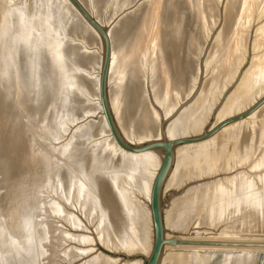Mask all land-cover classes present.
<instances>
[{
    "label": "bare ground",
    "instance_id": "bare-ground-1",
    "mask_svg": "<svg viewBox=\"0 0 264 264\" xmlns=\"http://www.w3.org/2000/svg\"><path fill=\"white\" fill-rule=\"evenodd\" d=\"M35 1V0H34ZM51 1V0H50ZM61 0H59V3H61V4H59V6L60 5H62V3H64L67 7H66V9L69 7L71 10H72V12H73V14L71 13V10H70V13H69V15L70 14H72L73 16L75 15V17H76V19L78 20V22H79V24H78V28H77V31H75L74 30V32L73 31H70V32H68L67 34L68 35H70V34H76V36L78 37V39H82L84 42H86L87 43V45L88 46H90V47H92L93 45H96V46H98V49H97V51H96V53H92V52H90V53H88V54H83L80 50H81V47H78V45H72V46H70V45H68L67 43H66V40H65V34H66V32H65V34L63 33V32H61L62 31V28H61V30H60V28H58L59 30H60V32H57L58 31V29H54L55 30V32L53 31V33H62L61 34V37H62V35L64 36V40L62 39V40H60L59 42H57L56 43V45H51V42H50V45L53 47L52 48V51H51V53H52V58L54 59L53 60V64H54V71H50V72H47V73H45L44 74V71L42 72V71H40V70H43V68L41 69L40 67H38L39 66V64L40 63H38V62H40V61H38V62H36V61H34L31 65H30V63L28 62L27 63V61L25 62V63H27L28 65H24V69H20L22 72H21V74L19 75V72H17L16 73V75H19V78L18 79H21V81H25V80H28L30 83H28L27 81V85L25 86V84H26V82H25V84H23V86H22V84L20 83V85L23 87H21L20 85H19V83L18 84H16V86H17V88L18 89H14V90H20V95H17L16 93V96H17V100H18V96H21V98L24 100L25 99V94H26V92L28 93V94H30V98H31V96L32 95H34L35 93H37V92H39V94H41L42 95V97H43V99H45V100H47L46 102L47 103H49L50 102V100H48V97L49 98H51V97H58V99L59 100H57V99H55V97H54V99H55V101H56V103H57V101H58V104H57V106L59 107L58 108V113L57 114H55V116H56V120H60V119H62L61 118V116L60 115H63L64 117H67V119L65 118V120H68V118L72 121V118L73 117H76L77 118V120H81V119H83V118H87L86 116H91V114H97V115H99V118H98V122H97V124H99L101 127H99L100 129H98V130H101V131H103L104 133H106L107 135H108V141L107 142H109V144H110V146H111V148L109 149L108 147H106V144H105V146H95V145H93V146H95V147H89V146H87V144H86V142L87 141H89V139H90V137H92L91 135H93L94 133H96V132H93V131H95V129H97V128H94V126H97L98 127V125H91V124H89V126L91 125V126H93V128L90 126V127H86V128H82V127H80L79 129H77L75 132H74V141L72 140H70L71 142L70 143H68L66 146H64V148H63V150H59V151H57L58 152V154L63 158V161H62V163H61V165H59L60 163L59 162H57L56 160H54V158L56 159L57 157H56V155L54 156V154L53 153H50L49 152V150L47 149V146H45V143L43 142V141H41V139L40 138H42L41 137V135L40 134H38L37 132H36V130H38L35 126L32 128H28L27 127V125L25 124L24 125V127H23V130H19V129H21L20 128V126H19V128H18V130L16 129V128H14L13 129V131L14 132H12L11 130H10V132H8L7 130H9L10 128H7L5 125H6V123H7V120H8V122H12L13 120L14 121H18L17 119H14V118H17L16 116H17V114L19 113V114H22L23 112L21 111V110H19V112H17V114H16V112L15 111H12V112H15V113H11V112H9V108H8V104H11L9 101H8V99L9 98H11V99H14V100H16L15 99V96H14V98H12V95H11V93H10V91H12L13 92V87H12V90L10 89L11 88V86H10V88H8V84H7V88L8 89H10L9 91L7 90L5 93H4V91L3 90H5V88L3 89V88H1L0 90L3 92L2 94H5V95H2V94H0V107H1V110L2 111H0L1 113V115H0V175H2V179H1V176H0V179H1V183H0V192L2 193H4V191H1V190H3V189H5L6 187L7 188H9L10 187V193L11 194H7V196L8 197H10V199H9V201H8V203H5V207H6V210H5V215H6V218H10L11 217V219L12 218H18V217H20L21 218V212H20V209H21V206H20V204L19 205H17L15 202H17V203H19V200L22 198V200L23 199H25L26 198V196H25V198H24V195L26 194L25 193V189H26V185H27V183H26V181H27V179H28V175H29V173L31 172V170L34 168V166L36 165L37 167L38 166H44V168H45V171H48L49 173H51V169L54 171L53 173H52V178H54L55 179V181H57V185H56V188L55 189H58V191H62L61 193H63L62 195L64 196H62V198L66 201H64V203L66 204H68V203H70V205H72V206H74V207H78V208H80V209H82V212H83V215H85V213H87V214H89V215H87V216H94L95 215V217L97 216V218H96V220L95 221H98L99 220V218H103V221L104 222H106L107 220V222H109L110 224H111V229L113 230V232H114V234L117 236V238L119 239V241H120V243L123 245V246H119V245H117V246H119V248L121 247V249L123 248V250H125V251H127V252H137V251H140L141 253H142V255L143 254H145L144 256L145 257H148V255H149V253H150V250H151V247H152V242H151V235H153V230L151 231V229H152V223H151V214H150V210H149V201H150V190H151V185H152V182H153V179H154V177H155V173H156V171L158 170V165H156L157 164V160H158V158L161 156V154L159 153V152H157L156 153V151H161V150H153V151H148V152H144V153H141V154H131V153H128V152H125V151H123L122 149H120L118 146H117V144L115 143V141H114V139L111 137V134H110V132H109V129H108V127H107V124H106V122H105V120H104V117L102 116V111H101V105H100V100H99V79H100V71H101V65H102V53H103V47H102V41H101V37L98 35V33L82 18V16L77 12V10L67 1V0H62L63 2H60ZM84 8H85V10L93 17V19H95V21H97V23H99V25H101L102 27H104L105 29H106V32H107V35H108V37H109V41H110V46H111V58H110V66H109V74H108V79H107V95H108V92H109V98H108V103H109V106H110V109H111V112H112V115H113V118H114V121H115V124H116V126H117V128H118V130H119V132L121 133V135H122V137H123V139L127 142V143H129V141L130 142H136V141H138V142H140L141 140H143V141H145L146 140V138L148 139H156V140H159V139H161L162 138V136L164 135L167 139H169L168 138V136H167V133H166V131H165V128H164V126H165V124H166V122L164 123V125H162V127L160 128V131H159V128L157 127V123H156V121L154 120L156 117L155 116H153L152 115V113H151V111H150V109L151 108H149L147 105H149L147 102L148 101H146V99L144 100V101H142V99L141 98H145L144 97V95L142 94V95H139L141 92H143L144 93V90H143V78H144V81H145V74L143 73V70H142V67H141V65H143L142 63H140V62H142V60L144 61V63L146 62V60H145V58L144 59H141L142 57V55H141V51H139V47H140V41H142V40H140V38H141V34H143V33H141L140 34V32L142 31L141 30V28L143 29L144 27H141V24L142 23H140L139 22V19L137 20V15H135V16H133V13L131 14V16L129 15L128 17H129V20H128V17H127V19H126V22L127 23H125L126 24V26H124L125 28V31L123 32V33H126V34H119V35H117V37H116V35H114V31H115V26H113L112 28H110V29H108L107 30V27H105V26H103V23L105 22H103L102 23V21H100V18H101V14L99 15L100 17L98 18L97 17V12L95 11V13L96 14H92L91 12H89V10H88V8L89 7H86V3H84V1L85 0H77ZM95 1V0H94ZM176 1V0H175ZM237 1V0H236ZM4 2V1H3ZM7 2H8V0H7ZM7 2H6V4H7ZM37 2V4L40 6V4H42V2H44V1H40V0H38V1H36ZM48 2H49V0H48ZM178 2V1H177ZM198 2H199V0H198ZM239 2V1H238ZM238 2H236L237 3V6H238ZM2 3V2H1ZM47 3V1H45V4ZM50 3H52V2H50ZM58 3V2H57ZM166 3V2H165ZM9 4V3H8ZM44 4V3H43ZM44 4V5H45ZM49 4V3H48ZM47 4V5H48ZM53 4V3H52ZM51 4V5H52ZM55 4V3H54ZM161 4V3H160ZM167 4V3H166ZM4 5V4H3ZM32 5V4H31ZM30 5V6H31ZM43 5V6H44ZM58 5V4H57ZM65 5H63L64 7H65ZM91 5V4H90ZM176 5V4H175ZM236 5V4H235ZM42 6V5H41ZM43 6H42V8H43ZM49 6V5H48ZM87 6H89V5H87ZM94 6V5H93ZM202 6V5H201ZM241 6V5H240ZM1 7V6H0ZM45 7H46V5H45ZM50 7V6H49ZM52 7H56V6H52ZM51 7V8H52ZM61 7V6H60ZM59 7V8H60ZM95 7V6H94ZM93 7V8H94ZM97 7V6H96ZM101 7V6H100ZM162 7V6H161ZM47 8V7H46ZM58 8V7H57ZM34 9V8H33ZM41 9V8H40ZM155 9V8H154ZM161 9V8H160ZM2 10V9H1ZM43 10H44V8H43ZM48 10V9H47ZM47 10H46V14H49V11H48V13H47ZM59 10V9H58ZM65 10V9H64ZM90 10H91V8H90ZM96 10V9H95ZM174 10V9H173ZM238 10V9H237ZM23 11V10H22ZM28 11V10H27ZM36 11V10H35ZM51 11V10H50ZM55 11V10H54ZM63 11V10H62ZM61 11V12H62ZM66 11V10H65ZM67 11H69V9H67ZM138 11V10H137ZM136 11V14L138 13ZM8 12V11H7ZM26 12V11H25ZM29 12V11H28ZM45 12V11H44ZM43 11L41 12L40 11V14L42 13H44ZM59 12V11H58ZM113 12H115V11H113ZM113 12H112V15H113ZM183 12H185V11H183ZM55 13H56V11H55ZM55 13H53V14H55ZM67 13V12H66ZM154 13V12H153ZM159 13V12H158ZM166 13V12H165ZM187 13V12H186ZM234 13V12H233ZM232 13V14H233ZM16 14V13H15ZM39 14V15H40ZM46 14H45V16H46ZM52 14V13H51ZM60 14V13H59ZM64 14H65V12H64ZM99 14V13H98ZM135 14V13H134ZM144 14V13H143ZM163 14V13H162ZM68 15V14H67ZM71 15V16H72ZM125 15V14H124ZM152 15V14H151ZM161 15V14H160ZM169 15V14H168ZM238 15H239V13H238ZM1 16V15H0ZM11 16V15H10ZM30 16V15H29ZM31 16L33 17V16H35V14H31ZM30 16V17H31ZM38 16V15H37ZM44 16V15H43ZM44 16V17H45ZM55 17H56V15H54ZM53 16V17H54ZM59 16H61V15H59ZM69 17L70 19L73 17ZM144 16V15H143ZM147 16V15H146ZM173 17L171 18V20L169 21L170 23H168L169 24V32H168V36H166V37H168L166 40L168 41V39H169V34L171 33V34H173L174 35V37L172 36V35H170V36H172L174 39H176V41L178 40L179 41V36L177 35V32H178V29H179V26H177V23H179V22H182V20L181 21H179V19L180 18H182V10L180 11H178V8H175V10H174V14L172 15ZM187 16V15H186ZM225 16H226V20H225V23H224V25H223V28H222V30H221V32H220V34H219V36H220V38L221 39H225V45H224V47H223V51L225 52V54L227 53V55H225V56H223V53L221 52H219L218 50H216V52L218 51V56H220V55H222L221 57H219L218 59H220L221 61L224 59H222V57H226V59H225V62H223V63H225V64H223V65H225V66H222L223 67V69L222 70H220V66H219V64H217V62H216V60H215V57L217 58V56L215 55V54H217L215 51H212V52H215V54H214V56L215 57H213V59L215 60H213V61H211L212 63H214V62H216V65H217V68H218V66L220 67V68H218L220 71H218V75L217 76H215V78H214V76H212V80H211V82L212 81H214V82H212V84H210V85H207V84H209V82H210V78H209V82L207 81L208 79H205L208 83L206 84V82L205 81H203V83H204V86L203 85H201V86H203L202 88H201V90H200V92L198 91V93L199 94H197V97L195 98V100L194 101H192L193 102V105H191V107L188 109V110H185L184 109V111L183 112H181L182 114V116L180 115L179 116V118H178V123H180V124H176V123H173V127H174V125L176 124V125H178V128H177V126H175L176 128H177V130H180V129H185V127H184V125H185V123L188 121L189 122V118H192V116L194 117L195 116V114L196 113H198L197 111L199 110L200 111V109H201V107L203 106L204 107V104L203 103H206L207 102V100H206V97H207V94L209 93V91H210V89L212 90V88H213V86H211V85H214V87H218V85H223V82H225L226 80H228V79H230L229 77L231 76V74L233 75V74H235V71H237V69L239 68L238 66H240L239 64H240V62H243L244 61V58L242 59V52L240 53L241 54V56H240V54H239V50H238V47H240V45H241V42L242 43H244V41H245V38L243 37V36H241V35H239V33L238 32H235V31H233V29L234 28H232L233 27V25H235L236 24V22L238 21L237 20V18H229V14L227 15V12L225 13ZM39 17H41V16H39ZM43 17V18H44ZM48 17V16H47ZM49 17H51L52 18V16H49ZM57 17H58V15H57ZM63 17H64V15H63ZM66 17V16H65ZM64 17V18H65ZM111 17V16H110ZM131 17V18H130ZM134 17H135V19H134ZM158 17V16H157ZM167 17V16H166ZM169 17V16H168ZM23 17H20V19H22ZM33 18H35V17H33ZM42 18V19H43ZM60 18V17H59ZM144 18H146V17H144ZM152 18H153V16H152ZM161 18H162V16H161ZM160 18V19H161ZM185 18H187V17H184V19ZM24 19V18H23ZM32 19V18H31ZM36 19H39V18H36ZM41 19V18H40ZM41 19V20H42ZM45 19V18H44ZM50 19V18H49ZM58 19V18H57ZM61 19V18H60ZM65 19H67V18H65ZM101 19H103V18H101ZM125 19V18H124ZM163 19V18H162ZM10 20V19H9ZM45 20H47V19H45ZM73 20H74V18H73ZM128 20V21H127ZM6 21V20H5ZM21 21V20H20ZM34 21V20H33ZM50 21V20H49ZM49 21H47V22H49ZM51 21H53V19L51 20ZM50 21V22H51ZM55 21H57L56 20V18H55ZM59 21V20H58ZM67 21V20H66ZM107 21H108V18H107ZM107 21H106V23H107ZM122 21V20H121ZM144 21V20H143ZM149 21H150V19H149ZM161 21V20H160ZM19 22V21H18ZM23 22V21H22ZM21 22V23H22ZM39 22V21H38ZM45 21H43V23H44ZM47 22H45L44 24V27L43 28H46L45 26H46V23ZM64 22H65V20H64ZM68 22V21H67ZM117 22V21H116ZM118 22H119V20H118ZM54 23V22H53ZM56 23V22H55ZM55 23H54V26H55ZM70 23V22H69ZM76 23V22H75ZM139 23H140V26H139ZM28 24V23H27ZM39 24V23H38ZM40 24H41V22H40ZM51 24V23H50ZM59 24V23H58ZM58 24H56V25H58ZM62 24V23H61ZM123 24V23H122ZM121 24V25H122ZM125 24H123V25H125ZM151 24H153V23H151ZM180 24V23H179ZM244 24V23H243ZM67 25H68V23H67ZM121 25H120V28H119V30H121ZM123 25H122V27H123ZM156 25V24H155ZM43 26V25H42ZM49 26V25H48ZM51 26V25H50ZM53 26V25H52ZM54 26H53V28H54ZM69 26H72V24H70ZM77 26V25H76ZM116 26H118L119 27V24L118 25H116ZM142 26H143V24H142ZM147 26V25H146ZM157 26V25H156ZM163 26V25H162ZM60 27H61V25H60ZM65 26H63V28H64ZM74 27H75V25H74ZM141 27V28H140ZM148 27H149V24H148ZM161 27V26H160ZM181 27V26H180ZM3 28V27H2ZM6 29H7V27H5ZM11 28V27H10ZM41 28V27H40ZM48 28V27H47ZM52 28V29H53ZM56 28V27H55ZM73 28V27H72ZM156 28V27H155ZM1 29V28H0ZM71 29V28H70ZM146 29V28H145ZM150 30H151V32L152 31H154L153 30V28H149ZM148 29V30H149ZM160 30H161V28H159ZM239 29V28H238ZM4 30V29H3ZM30 30V29H29ZM49 30H51V29H49ZM57 30V31H56ZM65 30V29H64ZM67 30H69V29H67ZM116 30L118 31V29L116 28ZM141 30V31H140ZM148 30L146 31L147 33H148ZM149 30V31H150ZM156 30V29H155ZM162 30H163V28H162ZM181 30V29H180ZM12 31V30H11ZM42 31H44V30H42ZM47 32H48V29L46 30ZM144 31V30H143ZM165 31V30H164ZM186 31V30H185ZM192 31L193 32H189V34H191L192 36L190 37L191 39H190V41H187L186 43V46H189V51H188V54H187V56H188V58H190L191 56H193L195 53H194V48L192 49V47H193V45L195 44V40H196V38L197 37H194L195 36V34H196V31H194L193 29H192ZM236 31H237V29H236ZM240 31V30H239ZM45 32V31H44ZM43 32V33H44ZM52 32V31H51ZM160 32H162V31H160ZM166 32V31H165ZM155 33V32H154ZM158 33V32H157ZM167 33V32H166ZM183 33V32H182ZM8 34H9V32H8ZM11 34H13V33H11ZM11 34H9V35H11ZM37 34V33H36ZM50 34V33H49ZM57 34V35H58ZM160 34V33H159ZM22 35V34H21ZM46 35H47V33H46ZM55 35V34H54ZM126 35V36H125ZM144 35V34H143ZM148 35V34H147ZM151 36H152V33L150 34ZM149 35V36H150ZM43 36V35H42ZM45 36V35H44ZM60 36V35H59ZM71 36V35H70ZM72 36H74V35H72ZM154 36V35H153ZM45 37H47V36H45ZM44 37V39H47V38H45ZM49 37V36H48ZM52 37V36H51ZM67 37V36H66ZM143 38H144V36H142ZM158 37H159V35L157 36V40H158ZM186 37V36H185ZM50 38V37H49ZM115 38H117V41L119 42V44H121V43H125V46H123L122 47V45H121V47L119 48V46L117 45L118 43H117V41H116V39ZM150 38H154V37H150ZM171 38V37H170ZM8 39H9V37H7V34H6V32H5V34H2V31L0 32V80L2 79V81H0V85L2 86V85H5V79H7L8 77H6V75L8 76V74L10 73L11 74V71L10 72H8V74L6 73L7 71V69L9 68L8 67V65H10L8 62L10 61L8 58L9 57H11L12 55H17L18 56V54H19V52L17 51L18 49L16 48V45H17V43H16V45H14V43L16 42L15 40H13L12 42H10V41H8ZM142 39V38H141ZM188 39V38H187ZM219 39V38H218ZM49 40V39H48ZM47 40V41H48ZM52 40V39H51ZM56 39H54V41H55ZM123 42H122V41ZM147 40V39H146ZM145 40V41H146ZM159 40H161V39H159ZM183 40H185V39H183ZM189 40V39H188ZM217 40V39H216ZM220 40V39H219ZM244 40V41H243ZM15 41V42H14ZM25 41V43H26V40H24ZM147 41H149V39L147 40ZM146 41V42H147ZM152 41V40H151ZM164 41V40H163ZM173 41V40H172ZM176 41H173L174 42V44L176 43ZM222 41H224V40H222ZM10 42V43H9ZM23 42V41H22ZM53 42V41H52ZM68 42V41H67ZM145 42V43H146ZM157 42L158 41H154L153 43H156L157 44ZM160 42V41H159ZM170 42V41H169ZM205 42V41H204ZM216 42V41H215ZM221 42V41H220ZM25 43H23V44H25ZM55 43V42H54ZM117 43V44H116ZM123 43V44H124ZM172 43V42H171ZM209 43V42H208ZM217 43H219V41H217ZM239 43H240V45H239ZM9 44V45H8ZM48 44H49V42H48ZM79 44V43H78ZM142 44H143V49H145V47H147L148 45H144V42L142 41ZM142 44H141V46H142ZM160 45L162 44V42L161 43H159ZM169 44V43H168ZM173 44V45H174ZM177 44V43H176ZM215 44V43H214ZM220 44V43H219ZM222 44V43H221ZM238 44V45H237ZM25 45H28L27 43L25 44ZM116 45L118 46V48L116 49ZM169 45H171V44H169ZM200 45V44H199ZM216 45V44H215ZM223 45V44H222ZM42 46V45H41ZM47 47H48V45H46ZM50 46V47H51ZM82 46V45H81ZM85 46V45H84ZM150 46H151V44H150ZM153 46H154V44H153ZM152 46V47H153ZM162 46V45H161ZM161 46H159V47H161ZM172 46V45H171ZM217 46V45H216ZM215 46V47H216ZM219 46V45H218ZM221 46V45H220ZM241 46H243V48H239L240 50H243V53L245 52V43L243 44V45H241ZM25 47V46H24ZM28 47V46H27ZM47 47H46V49H47ZM49 47V48H50ZM151 47V48H152ZM155 47V46H154ZM157 47H158V45H157ZM156 47V48H157ZM175 47V46H174ZM178 47V46H177ZM176 47V48H177ZM181 47V46H180ZM214 47V46H213ZM213 47H212V49H213ZM30 48H31V46H30ZM99 48L101 49L100 50V52H99ZM184 48H186V47H184ZM217 48V47H216ZM19 49H21L20 47H19ZM129 49H130V51H129ZM150 49V48H149ZM192 49V50H191ZM215 49V48H214ZM23 50L25 51V49H22V52H23ZM127 50H128V53H124L125 51L127 52ZM140 50H142V48L140 49ZM146 50H148V47H147V49ZM145 50V51H146ZM156 50V49H155ZM160 50H161V48H160ZM46 51V50H45ZM222 51V50H221ZM21 52V53H22ZM143 52H144V50H143ZM176 53H178L177 51H175ZM184 52V51H183ZM182 52V53H183ZM210 52H211V50H210ZM210 52H209V54H210ZM27 53V52H26ZM28 53H30V52H28ZM33 53H34V50H33ZM37 53V52H36ZM35 53V54H36ZM63 53H64V55H63ZM174 53V52H173ZM181 53V52H180ZM249 53V52H248ZM25 54V52L23 53V55ZM128 54V55H127ZM143 54V53H142ZM158 54V53H157ZM212 54V53H211ZM22 55V54H21ZM22 55V56H23ZM27 55V54H26ZM25 55V56H26ZM48 55V54H47ZM141 55V56H140ZM145 55V54H144ZM146 55H148L147 53H146ZM208 55V54H207ZM16 56V57H17ZM24 56V57H25ZM30 55H28L27 57H29ZM32 56V55H31ZM36 56V55H35ZM39 56V55H38ZM65 56V57H64ZM159 58H160V56H162L161 54L160 55H157ZM228 56V57H227ZM264 56V55H263ZM262 56V57H263ZM21 57V56H20ZM24 57H22L23 59H24ZM45 57V56H44ZM43 57V58H44ZM66 57H69V59L71 60V66H70V64L69 63H67L66 62V60H65V58ZM143 57H145V56H143ZM168 57H169V55H168ZM172 57V56H171ZM170 57V58H171ZM182 57L183 56H181V59H182ZM186 57V56H185ZM184 57V58H185ZM241 57V58H240ZM18 58V57H17ZM31 58V57H30ZM32 58H33V56H32ZM147 58V57H146ZM167 58V57H166ZM184 58L182 59V61L184 60ZM187 58V59H188ZM207 58H209V57H207ZM258 60L260 59V57L258 58V57H256ZM8 59V60H7ZM34 59V58H33ZM40 59H41V57H40ZM46 59V58H45ZM68 59V60H69ZM139 59H141V61L139 60ZM154 59V58H153ZM180 59V55L178 56V54L177 55H175V57H172L171 58V60H169L170 61V63L168 62V61H166L165 60V63H169V65L167 66V65H165L164 66V68H162L163 70H165V72L164 73H166L167 74V76H166V74H164V77L166 76V78H165V81H164V83H167L168 85H170V86H172L171 87V89H172V92H173V94H175L176 96L178 95L179 97L180 96H188L193 90H194V88H196L195 87V84H196V81H197V78H196V73H197V66H196V62H195V60L192 62L191 61V63H187L188 61H190L189 59H188V61H185V62H183V63H181L182 61H181V59ZM186 59V58H185ZM241 59H242V61H241ZM256 59V60H257ZM263 59V58H262ZM39 60V59H38ZM43 60V59H42ZM48 60V59H47ZM162 60V59H161ZM160 60V61H161ZM206 60V59H205ZM208 60V59H207ZM211 60V59H210ZM219 60V61H220ZM8 61V62H7ZM21 61V60H20ZM50 61H52V60H50ZM155 61V60H154ZM153 61V62H154ZM220 61V62H221ZM253 61H255L254 59H253ZM11 62V61H10ZM48 62H49V60H48ZM70 62V61H69ZM86 62V63H85ZM153 62H152V64H151V73H150V75H149V77L150 76H153L154 77V80L153 81H157V83H158V80L160 81V82H162V79L159 77V75L160 74H162L163 73V71L162 72H160V71H158L157 70V73L155 72L156 71V69H157V67H156V65H158L160 62H158V60H157V64H155V62H154V64H153ZM256 62V61H255ZM254 62V63H255ZM260 62V63H259ZM262 61H258L257 63H258V65L260 64H262L261 63ZM22 63H24V62H22ZM38 63V64H37ZM68 64V66H70L71 68H66V65ZM219 63V62H218ZM256 63V64H257ZM11 64H13V63H11ZM42 64H43V62H42ZM84 64H85V66H84ZM208 64V63H207ZM242 64V63H241ZM256 64H255V68H256ZM22 65V66H23ZM41 65V64H40ZM44 65V64H43ZM160 65V64H159ZM158 65V66H159ZM162 65H164V63L162 64ZM211 64H209V66H210ZM221 65V64H220ZM254 65V64H253ZM262 65H264V64H262ZM15 65L13 64L12 66H11V68L10 69H12L13 68V70L14 71H17L18 70V68H17V66H15ZM55 66H56V68H55ZM161 66V65H160ZM188 66V67H187ZM208 65L206 66L207 68L206 69H208V67H209ZM144 67H145V65H144ZM186 67H187V69L189 68L190 69V71L189 72H191V70H192V76L191 77H187V76H183L185 73H187V71H186ZM244 67V66H243ZM251 67H252V65H251ZM263 67V68H262ZM261 68H254L253 70H251L250 71V69H247V71L250 73H248L245 77H244V75H243V77H244V79L242 80V82H241V84L238 86V87H235V90H236V92H234V93H232V95L230 96V97H228L227 98V100H228V103H227V108H225V109H227V111H226V114H227V112L228 111H239V110H241L242 108H244L245 107V105H246V100H247V97H248V95H249V97H250V94L252 95V93H250L251 91H253V89H251V91L249 92V90H250V87H246L245 86V89L247 88V91L245 90V89H243V90H245L246 92H244V93H242L241 94V92L243 91L242 90V87H243V84H244V82H246L247 81V83H251V84H253L254 82L257 84H259L260 82H263V84H264V66H262ZM16 68H17V70H16ZM40 68V69H39ZM45 68H47V65L45 66ZM159 68V67H158ZM212 68V67H211ZM213 68L214 69H212L213 71L215 70V66H214V64H213ZM250 68V67H249ZM9 69V70H10ZM240 69V68H239ZM44 70H46V69H44ZM81 70L83 71V70H86V71H88V70H90V71H93L94 73H96V75L94 76V75H92V76H94V78L93 79H89L88 78V76H87V80L86 79H83V76L81 75ZM254 70H256V71H254ZM146 71V70H145ZM176 71H177V73H176ZM208 71H209V69H208ZM217 70H215V73H217L216 72ZM247 71H246V73H247ZM253 71V72H252ZM149 72V71H148ZM155 72V73H154ZM158 72H159V74H158ZM230 72V73H229ZM56 73H57V76H56ZM83 73V72H82ZM214 73V72H213ZM237 73V72H236ZM245 73V74H246ZM84 74V73H83ZM156 74H157V77H159V79L156 77ZM181 74V77L183 76L184 78H189V81H187V84H185L186 82H185V79L183 78V80L181 79V77L180 78H178L177 76L178 75H180ZM15 75V78L16 77H18V76H16ZM188 76H189V74H187ZM214 75V74H213ZM241 75V74H240ZM10 76V75H9ZM144 76V77H143ZM161 76V75H160ZM162 76H163V74H162ZM161 76V77H162ZM235 76V75H234ZM21 77V78H20ZM70 77V78H69ZM163 77V78H164ZM211 77V76H210ZM242 77V78H243ZM248 77V78H247ZM10 78V77H9ZM12 78H14V76H13V74H12ZM155 78H157V80H155ZM206 78V77H205ZM214 78V79H213ZM246 78L248 79V80H246ZM57 79V80H56ZM68 79H69V81H68ZM132 80H134V79H136V81L134 80V81H132V83H131V81ZM16 80H17V78H16ZM59 80V81H58ZM113 80V82H115V88H114V91H112L113 90V88L112 87H110V83H111V81ZM128 80H129V82L131 83H128L129 85H126V83L128 82ZM231 80V79H230ZM250 80V81H249ZM13 81H15L14 79H13ZM19 81V80H18ZM48 83H47V82ZM150 81H151V79H149V83H150ZM152 81V86L151 87H153L154 89L153 90H155L154 91V93H153V95L152 96H155V100H157L158 102H157V105L159 106L160 104L159 103H163L164 101H166L167 99L165 98V96L163 95L164 93H162L163 91L161 90V91H156L157 90V88H156V82L154 83ZM1 82H2V84H1ZM134 82V83H133ZM148 82V81H147ZM185 82V83H184ZM4 83V84H3ZM15 83V82H14ZM13 83V84H14ZM17 83V82H16ZM85 83V84H84ZM154 83V84H153ZM163 83V82H162ZM240 83V82H239ZM247 83H245V84H247ZM46 84H49L48 86H50V90H46V87H44ZM159 84V83H158ZM244 84V85H245ZM255 84V85H256ZM257 84V85H258ZM262 84V83H261ZM263 84H262V86H263ZM10 85V84H9ZM11 85H12V83H11ZM15 85V84H14ZM81 85H85L84 87V91L86 90V92H89V94L90 95H92L94 98H96V103L95 104H89L88 106H86V107H84L83 109H81L80 111H79V109L76 111V106L78 105V103L75 101V100H77L78 98L77 97H75V91L79 88L80 89V86ZM151 85V84H150ZM164 85V84H163ZM185 85H187V86H189V88H188V90H187V86H185ZM199 85V84H198ZM221 85V86H222ZM254 85V86H255ZM16 86H15V88H16ZM144 86H145V84H144ZM159 86H162L161 84H159ZM165 86V85H164ZM163 86V87H164ZM167 86V85H166ZM170 86H169V88H170ZM224 86V85H223ZM248 86H249V84H248ZM250 86H252V85H250ZM6 87V86H5ZM256 87V86H255ZM260 87V86H259ZM82 88V87H81ZM159 89H160V87H158ZM253 88V87H252ZM3 89V90H2ZM24 89H25V91H24ZM158 89V90H159ZM161 89H164V88H161ZM170 89V90H171ZM216 89V88H215ZM218 89L219 90H221L219 87H218ZM225 89V88H224ZM260 89V88H259ZM234 90V89H233ZM234 90V91H235ZM261 90V89H260ZM263 90V89H262ZM261 90V91H262ZM36 91V92H35ZM132 91V92H131ZM195 91V90H194ZM193 91V92H194ZM197 91V90H196ZM195 91V92H196ZM217 91V90H216ZM225 91V90H224ZM255 91V90H254ZM257 91H259L258 89H257ZM9 92V93H8ZM34 92V93H33ZM211 92V91H210ZM215 92V91H214ZM221 92V91H220ZM232 92V91H231ZM136 94V98L138 99H136V100H134L135 98V96L134 95H132V94ZM167 93H169L170 94V92H167ZM222 93H223V90H222ZM221 93V94H222ZM229 93V92H228ZM257 93V92H256ZM38 94V93H37ZM36 94V95H37ZM52 94V95H51ZM55 94H57V95H55ZM131 94V97L129 96ZM193 94V93H192ZM212 94H213V92H212ZM215 94V93H214ZM220 94V93H219ZM225 94V93H224ZM2 95V96H1ZM36 95H34V96H36ZM139 95V96H138ZM171 96H167V98L168 99H173V95H172V93L170 94ZM218 95V94H217ZM216 95V96H217ZM230 95V94H229ZM34 96H32V97H34ZM132 96H134L133 98L134 99H132ZM184 96V97H185ZM196 96V95H195ZM27 97H28V95H27ZM171 97V98H170ZM179 97H177V98H179ZM210 97H211V95H210ZM213 97V96H212ZM219 97V96H218ZM252 97H256V95L255 96H252ZM251 97V98H252ZM263 97V96H262ZM261 97V98H262ZM20 98V97H19ZM35 98V97H34ZM36 98H37V96H36ZM38 98H41V97H39L38 96ZM77 98V99H76ZM84 98V97H83ZM185 98H188V97H185ZM184 98V99H185ZM208 98V97H207ZM214 98V97H213ZM261 98H259V99H261ZM28 98H26V100H27ZM32 100H35V99H33V98H31ZM42 99V101H44ZM53 99V100H54ZM98 99V100H97ZM179 99H183V97H181V98H179ZM210 99H212V98H210ZM258 99V100H259ZM10 100V99H9ZM25 100V101H26ZM52 100V102L51 103H53V104H55V101H53ZM186 100V99H185ZM206 100V101H205ZM209 100V99H208ZM213 100V99H212ZM226 100V99H225ZM257 100V99H256ZM255 100V101H256ZM257 100V101H258ZM22 101V100H21ZM20 101V102H21ZM24 101V102H25ZM28 101H29V99H28ZM88 101V100H87ZM110 101V102H109ZM174 101H176V100H174ZM180 101V100H179ZM182 101V100H181ZM184 101V100H183ZM182 101V102H183ZM209 101H211V100H209ZM209 101L206 103V104H208L209 103ZM253 101H254V99H252V101H250L249 103H251L252 102V105H253ZM256 101V102H257ZM16 102V101H15ZM20 102H18L17 101V105H18V103H20ZM24 102L22 101V104L24 105ZM31 102V101H30ZM35 102V101H34ZM36 102H37V100H36ZM35 102V103H36ZM171 102V101H170ZM169 101H168V104L170 103ZM191 102V103H192ZM212 102V101H211ZM214 102V101H213ZM226 102V101H225ZM29 103V102H28ZM39 103H40V101H39ZM45 103V102H44ZM50 103V104H51ZM190 103V104H191ZM21 103H20V105H22ZM27 104V103H26ZM29 104H31V103H29ZM49 104V105H50ZM165 104H167V103H165ZM167 104V105H168ZM172 104H174L173 103V101H172ZM171 104V105H172ZM176 104V103H175ZM181 104V103H180ZM211 104H213V103H210V105ZM226 104V103H225ZM15 105H16V103H15ZM14 105V106H15ZM16 105V107L19 109H21V106L20 107H18ZM22 105V106H23ZM40 105H42V104H40ZM52 105V104H51ZM50 105V106H51ZM163 105H164V103H163ZM170 105V104H169ZM170 105V106H171ZM215 105V104H214ZM250 105V104H249ZM252 105H250V107L252 106ZM13 106V105H12ZM31 106H33L34 107V105H33V102H32V105H29V107H31ZM56 106V105H55ZM56 106V107H57ZM169 106V107H170ZM176 106V105H175ZM175 106L173 105V107H174V109H175ZM178 106V105H177ZM188 106H190V105H188ZM209 106V105H208ZM211 106H213V105H211ZM225 105H224V103H223V106H222V108L224 107ZM225 106V107H226ZM246 106H248V105H246ZM15 107V108H16ZM24 107H26V106H24ZM32 107V108H33ZM40 107H42V106H40ZM40 107H39V109H40ZM44 107V106H43ZM46 107V106H45ZM47 107H49V106H47ZM55 107V108H56ZM160 107V106H159ZM164 107H165V105H164ZM163 107V108H164ZM169 107H165V108H169ZM179 107V106H178ZM14 108V107H13ZM37 108V107H36ZM50 108V107H49ZM48 108V109H49ZM52 108V107H51ZM156 108V107H155ZM206 108H207V106H206ZM209 108H210V106H209ZM208 108V109H209ZM213 108V107H212ZM249 108V107H248ZM247 108V109H248ZM9 109V110H8ZM29 109H31V108H29ZM38 109V110H39ZM46 110H47V112L49 111L47 108H45ZM52 109H54V108H52ZM57 109V108H56ZM129 109L131 110V113L129 112ZM171 109V108H170ZM173 109V108H172ZM183 109V108H182ZM205 109V108H204ZM203 109V110H204ZM207 109V110H208ZM211 109V108H210ZM219 109V108H218ZM220 109H221V105H220ZM224 109V110H225ZM246 109V110H247ZM13 110V109H12ZM15 110V109H14ZM23 110H25V108H23ZM27 110V109H26ZM31 110H33V109H31ZM164 110V109H163ZM165 110H167V109H165ZM164 110V111H165ZM202 110V109H201ZM223 109L216 115L217 116V118H215V112L211 115V118L213 119V122H208L207 123V125H206V127L203 129V131L204 130H207V131H209V129H212L213 127H215L219 122H222V120L224 121V119H223V116H227L226 114H225V111H224ZM246 110H244V111H246ZM22 113H21V112ZM28 111V110H27ZM26 111V112H27ZM40 111V110H39ZM38 111V112H39ZM42 111V110H41ZM54 111V110H53ZM129 113H128V112ZM213 111V110H212ZM243 111V112H244ZM29 112V111H28ZM27 112V113H28ZM33 112H36V111H31V113H33ZM38 112H36V113H38ZM44 112V111H43ZM52 112V111H51ZM152 112H153V110H152ZM169 112V111H168ZM178 112V111H177ZM200 112H202V113H207L206 112V110H205V112H203V111H200ZM199 112V113H200ZM209 112L211 113V111L209 110ZM218 112V111H217ZM242 112V113H243ZM35 113V114H36ZM45 113V112H44ZM54 113V112H53ZM52 113V114H53ZM154 113V112H153ZM165 112H163V114H164ZM202 113H200V114H202ZM209 113V114H210ZM229 113V112H228ZM232 113V112H231ZM34 114V113H33ZM40 114H41V112H40ZM39 114V115H40ZM47 114V113H46ZM46 114L45 115H43L42 114V116H46ZM49 114V113H48ZM155 114V113H154ZM166 114H169V113H165V115ZM241 114V113H240ZM32 115V114H31ZM156 115V114H155ZM184 115V116H183ZM199 115V114H198ZM202 115H204V114H202ZM54 116V114L52 115V117ZM95 116V115H94ZM197 116V115H196ZM199 116H201V115H199ZM199 116H197V118H198V120H197V118H196V121L194 120L195 118H193V119H191V121H193L194 123H195V125H192V123H190V125H189V123L187 124V125H189V126H191L192 125V128H193V130L194 131H191V132H195L196 131V129H197V127H201L202 125H200V124H197L198 122H200V120L202 119V117H200L201 119L199 120ZM205 116V115H204ZM207 116V115H206ZM235 116V115H234ZM19 117V116H18ZM22 117V116H21ZM34 117V116H33ZM36 117V116H35ZM46 117H48V115L46 116ZM63 117V118H64ZM92 117V116H91ZM154 117V118H153ZM208 117V116H207ZM207 117H206V120H207ZM233 117V116H232ZM40 118H41V116H40ZM54 118V117H53ZM52 118V119H53ZM95 118V117H94ZM180 118L181 119H184V118H188L187 119V121H185V123H183L184 125H183V128H181L182 126V122H180L181 120H180ZM205 117H203V119H204ZM52 119H50V121L52 120ZM211 119V120H212ZM216 119V120H215ZM228 119V118H227ZM20 120V119H19ZM42 120V124H43V120H44V123H45V120L46 119H41ZM55 120V122L57 123V124H59V123H62L63 122V119L61 120L62 122H59V121H56ZM86 120V119H85ZM97 120V119H96ZM175 120V121H176ZM6 121V123L4 124V126H2L3 124L2 123H4ZM13 121V122H14ZM21 121V120H20ZM54 121V120H53ZM183 121V120H182ZM190 121V122H191ZM198 121V122H197ZM214 121H216L215 123H214ZM262 121H264V103L262 104V106H260L259 108H257L255 111H253L251 114H249L247 117H245L244 119H242V120H240V122L239 121H237V122H234V123H238L237 125H238V127H243V126H246V125H251V127H250V129H256L255 130V132L257 133V131H258V129H259V127H260V125H261V123H262ZM48 122V121H47ZM52 122V121H51ZM54 122V123H55ZM93 122H94V120H93ZM95 122V123H96ZM206 121H204V123H205ZM250 122H252V123H250ZM16 123V122H15ZM40 123V122H39ZM92 123V122H91ZM201 123V122H200ZM203 123V122H202ZM201 123V124H202ZM213 123H214V126H212L213 125ZM234 123H231V124H229V125H227V127L225 126L224 128H222L221 130H219V131H217L212 137H210L209 139H207V140H205V141H203V142H200V144L199 143H196V146H197V144H198V146L199 147H202V148H199L198 147V150H199V152H197L196 153V151H194L196 154H191L192 156H191V158L189 157L190 155V153L188 154V156L186 155L188 152H187V148L185 147L184 149H181V148H179V147H181V146H179V147H177L176 149H175V154H174V162H173V167H172V169H171V171H170V174H169V177L167 178V180H166V182H165V185H164V188H165V186H166V188H169V186H172L175 182H177V178H179V176H181V174H182V172H184L185 174H186V170H184V171H181V168L182 169H184V166H185V168L187 169V167L188 166H186L188 163H192V164H190L191 166L192 165H194V167L192 166L191 167V169H193V172L195 171V170H198V166L199 167H201V169L203 168V172H204V168H206V167H204L205 165L204 164H206V166L207 167H213V169L216 167L215 165L217 164V163H223V164H221V165H224V164H226L225 165V167L227 166V168L228 167H230V166H234V168H238V167H236L237 165H245L246 164V162L247 161H249V160H251V162H252V159H249V158H251L249 155H255V153H258L257 151H259V147H260V145L261 146H264L263 144H264V142L262 141V138L259 136V134L257 133V137L254 135V136H252L251 137V135L249 136L248 135V133H246L243 137H241V136H239L240 134L238 133V132H236L235 130H233L232 129V126H230V125H232V124H234ZM11 124V126H9V127H11V128H13V126L14 125H12L13 123H10ZM24 124V123H23ZM46 124V123H45ZM51 124V123H50ZM53 124V123H52ZM56 124V125H57ZM88 124V123H87ZM87 124H85V125H87ZM163 124V123H162ZM198 126H197V125ZM39 126H40V124H38ZM55 125V126H56ZM62 125L64 126V124H60V126L62 127ZM8 126V125H7ZM18 126V125H17ZM42 126H44V125H41L39 128H41ZM59 126V127H60ZM76 126V125H75ZM179 126H181V127H179ZM16 127V126H15ZM22 127V126H21ZM38 127V126H37ZM58 127V126H57ZM170 127H172V126H170ZM234 127L236 128V126L234 125ZM241 127V128H242ZM46 129V127L44 126V127H42V129ZM75 128V127H74ZM186 128H187V126H186ZM190 128V127H189ZM262 128V127H261ZM260 128V129H261ZM43 129V130H44ZM60 129V128H59ZM170 129V128H169ZM172 129V131L174 132L175 131V129H173V128H171ZM188 129V128H187ZM237 129V128H236ZM240 129V128H239ZM243 129H245V131H246V128H244L243 127ZM247 129H249V128H247ZM53 130V129H52ZM65 130H66V127H65ZM75 130V129H74ZM98 130H96L97 132H99ZM200 130V129H199ZM198 130V131H199ZM201 130H202V128H201ZM200 130V131H201ZM234 132H233V131ZM240 130H242V129H240ZM26 131V132H25ZM47 131V130H46ZM181 131V130H180ZM179 131V132H180ZM187 130H185V132H186ZM189 131H190V129H189ZM188 131V132H189ZM199 131V132H200ZM202 131V132H203ZM19 132L21 133V132H24L25 134H27V143L26 144H28V146H29V148H27V153H28V151H29V156H28V154L26 153V150H25V148H23V147H25V141H26V139H23V140H25L24 141V145L23 146H21V144H18V145H15V143L17 144L18 142H16V140L17 141H19L22 137L23 138H25V135L23 134V133H21V135L19 134ZM159 132H160V138L159 139H157L158 137H159ZM172 132V133H173ZM177 132V131H176ZM179 132H178V134H179ZM183 132H184V130H183ZM184 132V133H185ZM241 132V131H240ZM101 133V132H100ZM163 133V134H162ZM169 133V132H168ZM172 133H170V134H172ZM181 133V132H180ZM242 133V132H241ZM31 134V135H30ZM99 134V133H98ZM174 134V133H173ZM239 134V135H238ZM24 135V136H23ZM32 135H35V136H32ZM101 135V137H103V136H105V134L104 135H102V134H100ZM124 135V136H123ZM176 135H177V133H176ZM19 136H22V137H19ZM99 135H96L95 134V137H94V141H96L97 140V137H98ZM172 136V135H171ZM197 136V135H196ZM19 138V140H18V138ZM173 137H174V135H173ZM189 137H191V136H189ZM232 137V138H231ZM254 137V138H253ZM263 137V136H262ZM61 138V137H60ZM99 138V137H98ZM105 138V137H104ZM171 138V137H170ZM181 138H183V137H181ZM231 138V139H230ZM238 138V139H237ZM57 139V138H56ZM100 139V138H99ZM99 139H98V141H99ZM145 139V140H144ZM177 139V138H176ZM233 139V140H232ZM239 140V142L241 143V144H235L236 146H239V148H237V149H234V148H232V152L230 151V152H228L227 151V148H228V144L229 143H231V142H233V141H235V140ZM22 140V139H21ZM93 140V139H92ZM156 140H151V141H156ZM232 140V141H231ZM237 140H236V142H237ZM264 140V139H263ZM48 141V140H47ZM102 141V140H101ZM105 141V142H106ZM147 141V140H146ZM145 141V143H147V142H149V141H147L146 142ZM90 142V141H89ZM92 142V141H91ZM97 142V141H96ZM95 142V143H96ZM253 142V147H252V145H250L251 143ZM19 143H22L21 141H19ZM54 143V142H53ZM100 142H97L96 144H99ZM102 143H103V141H102ZM23 144V143H22ZM50 144V143H49ZM93 144V143H92ZM91 144V145H92ZM129 144H131V143H129ZM107 145H108V143H107ZM133 145V144H132ZM138 145H141V144H138ZM189 145H194V144H189ZM202 145V146H201ZM208 145H212L214 148H213V152L211 151H209V152H207V150H209L208 148H211L212 149V147H209ZM27 146V145H26ZM134 146H137V145H134ZM208 146V147H207ZM259 146V147H258ZM191 147V146H190ZM195 147V146H194ZM205 147H206V149H205ZM62 148V147H61ZM196 148V147H195ZM45 150V153L44 154H42V152L40 151V150ZM53 150H54V148H52ZM187 149V150H186ZM193 149V148H192ZM202 149V150H201ZM43 150V151H44ZM205 150V151H204ZM257 150V151H256ZM262 150H264V147H262ZM261 150V148H260V151H262ZM155 151V152H154ZM184 151H186L187 153H185ZM188 151H190L191 152V149L189 148V150ZM193 151V150H192ZM41 152V153H40ZM61 152H63V153H61ZM150 152H154V154H156V155H154L153 153H150ZM162 152V151H161ZM40 153V154H39ZM185 153V154H184ZM191 153H193V152H191ZM249 153V154H248ZM261 153V152H260ZM159 154H160V156H159ZM262 154V153H261ZM257 155V154H256ZM156 156H158V158L156 157ZM162 156H163V154H162ZM194 156V158H192ZM262 156H264V154L262 155ZM259 157V156H258ZM28 158H31L32 160L31 161H33V162H30V160L29 161H27V159ZM253 158V157H252ZM54 160V162H52L51 163V161L52 160ZM259 160L261 159V155H260V157L258 158ZM257 159V160H258ZM160 160H161V157H160ZM160 160H158V161H160ZM258 160V164L260 165L261 163L263 164L264 162L262 161V160H264L263 159V157H262V160H260L259 161ZM222 161H224V162H222ZM262 161V162H261ZM25 162V163H24ZM261 162V163H260ZM155 163V164H154ZM159 163H161V161L159 162ZM158 163V164H159ZM253 163V162H252ZM249 164H250V161H249ZM154 165H156V166H154ZM218 165V164H217ZM220 165V167H222ZM251 165V164H250ZM252 165H254V164H252ZM258 165V167H262L261 165L259 166ZM195 166H197L196 168L197 169H195ZM203 166V167H202ZM215 166V167H214ZM246 167H248L249 165L248 164H246L245 165ZM255 166V165H254ZM253 166V167H254ZM152 167H155L157 170L155 171V172H153L154 171V168H152ZM241 167V166H240ZM245 167V168H246ZM250 167V166H249ZM263 167H264V165H263ZM262 167V168H263ZM10 168H12V169H10ZM43 168V169H44ZM150 168L152 169L151 171H150ZM189 168V167H188ZM231 168V167H230ZM230 168H228V169H230ZM251 168H252V166H251ZM42 169V167L40 168V169H38V170H40V171H42L41 170ZM195 169V170H194ZM207 169V168H206ZM218 169V168H217ZM248 169V168H247ZM253 169V168H252ZM256 169V166H255V168L253 169L254 171H256L255 170ZM259 169V168H258ZM11 170V171H10ZM50 170V171H49ZM188 170H190V169H188ZM188 170H187V173H188ZM208 170H211L212 171V169L210 168V169H208ZM232 170V169H231ZM244 170V169H243ZM259 170H261V168L259 169ZM44 171V170H43ZM207 171V170H206ZM247 171V170H246ZM191 173L190 174H192L193 172L192 171H190ZM196 172V171H195ZM261 172H262V170H261ZM10 173H12L13 175L12 176H10ZM32 173V172H31ZM34 173V172H33ZM41 173V172H40ZM46 174H47V172H45ZM183 173V174H184ZM235 173V172H234ZM255 173V172H254ZM182 174V175H183ZM185 174L183 175V176H185ZM10 176V177H12V178H10V177H7V176ZM42 175V174H41ZM193 175V174H192ZM263 175H264V173H263ZM45 177H48V176H46V175H44ZM27 177V178H26ZM36 177V176H35ZM262 177V178H261ZM230 178V177H229ZM254 178V177H253ZM255 178H257L258 179V177H255ZM254 178V179H255ZM260 179H259V183H256L257 181H255L254 179L252 180L251 179V176H250V173L248 174L247 172H240V173H238V174H236V175H234V176H232L230 179H228L227 178V180H229V182L228 181H226V182H228V185L226 186L227 188H222V192H223V194H222V196L221 195H219V196H221V198H220V200H218L219 202H220V204L221 203H223L224 202V206H225V208L227 207V209L229 208V207H233L232 205L233 204H245L246 205V210H244V211H247V210H249V211H251V212H253V213H256V214H259V215H261V218L260 219H258V220H260L259 222H263V219H264V176H262V174H261V176L259 177ZM47 179V178H46ZM33 180V179H32ZM179 180V179H178ZM30 181H31V179H30ZM37 181V180H36ZM175 181V182H174ZM27 182H29V181H27ZM35 182V181H34ZM33 182V183H34ZM30 183V182H29ZM28 183V184H29ZM40 184V183H39ZM220 184V183H219ZM219 184H218V187L219 188H217V189H221L220 188V186L222 185H220L219 186ZM34 185H36L35 183H34ZM51 185V184H50ZM30 186V185H29ZM31 187V186H30ZM41 187H42V185H41ZM58 187V188H57ZM215 187V186H214ZM217 187V186H216ZM164 188H163V196H164ZM29 189V188H28ZM38 189V188H37ZM39 190V189H38ZM56 191V190H55ZM196 191H198V190H196ZM202 191V190H201ZM211 191V190H210ZM215 191H216V189H215ZM29 192H30V190H29ZM32 192V191H31ZM30 192V193H31ZM202 192H204V190L202 191ZM207 192V191H206ZM205 192V193H206ZM214 191H212L211 192V194L213 193ZM222 192H220V193H222ZM2 193V194H3ZM56 193V192H55ZM58 193V192H57ZM56 193V194H57ZM60 193V194H61ZM136 193V194H135ZM192 193H194V192H192ZM196 193H198V192H196ZM193 194V195H197V194ZM208 193V192H207ZM206 193V194H207ZM217 193H218V191H217ZM224 193H227V196H226V198H225V196H224ZM234 194V196H232L233 194ZM1 194V195H2ZM39 194V193H38ZM191 194V193H190ZM206 194H205V196H206ZM210 194V195H211ZM1 195H0V198H1ZM22 195H23V197H22ZM27 195V194H26ZM32 195V194H31ZM30 195V196H31ZM34 195H36V194H34ZM58 195H59V193H58ZM57 195V196H58ZM193 195H188V193H187V197H190V198H193L192 196ZM204 195V194H203ZM208 195V194H207ZM209 195V197H211ZM218 194H216V196H217ZM230 195V196H229ZM37 196V195H36ZM60 197H58V198H56L57 199V201L55 200V202H52V201H49L50 202V209L52 210V212L54 213V214H56V215H65V216H63V217H66V215L68 214L69 215V213H68V211L70 210V209H72V206H71V208L70 209H68L69 208V205H64V203H63V199L61 200V195H59ZM215 196V195H214ZM216 196L215 197H213V198H216ZM223 196H224V198H223ZM187 197H184V199L185 198H187ZM197 197H199V196H197ZM196 197V198H197ZM203 197V196H202ZM208 197V196H207ZM190 198H188V199H190ZM201 198V197H200ZM27 200H28V196H27V198H26ZM34 199V198H33ZM36 199V202H34V203H36V205H33L31 208H32V210H31V214H32V217H29L28 219H26V225L24 224V229L23 230H25V233H26V231L27 230H29L28 228H30V226H32L33 224H35V221H36V218H38L39 216H40V214H41V210L42 209H44V208H41L42 207V204H44V203H42V204H40V198L39 197H36L35 198ZM203 199H205L204 197H203ZM217 199V198H216ZM5 201H7V198L6 199H4ZM22 200H21V202H22ZM42 200L43 201H45V199H43L42 198ZM162 200H163V198H162ZM196 200V199H195ZM197 200H201V199H197ZM212 200V198L210 199V201ZM187 201V200H186ZM204 201V200H203ZM215 201V200H214ZM33 202V201H32ZM37 202H38V204H37ZM48 204H49V202L48 201H46ZM45 202V205H47V203ZM142 202V203H141ZM163 202V219H164V209H165V207H164V200L162 201ZM191 203L190 204H194V201H190ZM193 202V203H192ZM196 202V201H195ZM198 202V205H199V202L200 201H197ZM207 202V201H206ZM217 202V201H216ZM0 203H2L1 201H0ZM176 203H178V202H176ZM180 203V202H179ZM208 203H210L209 202V200H208ZM207 203V204H208ZM25 204V203H24ZM183 203H181V205H182ZM185 204V203H184ZM204 204V203H203ZM202 204V201H201V203H200V205H203ZM206 204V205H207ZM217 204V203H216ZM27 205H29V204H27ZM176 205H178V204H176ZM180 205V204H179ZM178 205V206H179ZM180 205V206H181ZM211 205H213L214 206V203L213 204H211ZM222 205V204H221ZM220 205V206H221ZM2 206V205H1ZM177 206V207H178ZM185 206H187V203L185 204ZM189 206V205H188ZM188 206L187 207H185V208H187V210H188ZM212 206V207H213ZM217 206V205H216ZM219 206V205H218ZM236 206V205H235ZM238 206V205H237ZM4 207V206H3ZM22 207H24L23 205H22ZM29 207V206H28ZM73 207V208H74ZM171 207V206H170ZM174 207H176V206H174ZM176 207V208H177ZM181 207H183V206H181ZM191 206H189V208H190ZM193 207V206H192ZM191 207V208H192ZM196 207H198V206H196ZM205 207H207V206H205ZM204 207V208H205ZM211 206H209L208 207V209L210 208ZM215 207V206H214ZM222 207V206H221ZM45 208H46V206H45ZM77 208V209H78ZM173 208V207H172ZM184 208V209H185ZM195 208V207H194ZM236 208V207H235ZM243 208V207H242ZM25 209V208H24ZM179 209V208H178ZM177 209V211H179ZM183 209V210H184ZM212 208H210V210H211ZM218 209H219V207H218ZM2 210V209H1ZM73 210V209H72ZM75 210V209H74ZM174 210H176L175 208L174 209H172L171 210V208H169V212H166L167 214L165 215L166 216V218H165V220L167 221V227L169 226V228L171 229L172 227H174L175 226V224H177V223H173L172 222V220H173V216H172V211L174 212ZM180 210H182V209H180ZM182 210V211H183ZM190 210V209H189ZM202 210V209H201ZM207 210V209H206ZM210 210H209V213H210ZM214 210V213L216 212L217 213V211L218 210H215V209H212V211ZM222 210V209H221ZM232 210H234V209H232ZM236 210V209H235ZM41 211V212H40ZM43 211H45V210H43ZM177 211H175V212H177ZM191 211V213H192V210H190ZM190 211H187L188 213L190 212ZM195 210H193V212H194ZM231 211V210H230ZM25 212V211H24ZM40 214H39V213ZM72 212V211H71ZM76 212V211H75ZM77 212H80V210L78 211L77 210ZM112 212V213H111ZM180 212V211H179ZM184 212H185V210L183 211V212H181V213H183L184 214ZM196 212V211H195ZM194 212V213H195ZM223 213H220V214H225V213H230V212H226V211H222ZM225 212V213H224ZM239 212V211H238ZM26 213V212H25ZM81 213V212H80ZM111 213V214H110ZM187 213V214H188ZM209 213H207V214H209ZM233 213H234V211H233ZM242 213V212H241ZM250 212H248V214H249ZM253 213H251V215H249V217L250 216H252V214ZM4 214V213H3ZM71 214V213H70ZM82 214V213H81ZM174 214V213H173ZM178 214V212L176 213V215ZM186 214V215H187ZM211 214V213H210ZM210 214H209V216L208 217H210ZM213 214V213H212ZM219 214V215H220ZM231 214V213H230ZM230 214H229V216H230ZM234 214H236V212L234 213ZM240 214V213H239ZM82 215V216H83ZM98 215H99V218H98ZM176 215H174V216H176ZM182 215V214H181ZM185 215V214H184ZM184 215H182L183 217H184ZM196 215V214H195ZM54 216V215H53ZM62 216H61V219H62ZM70 216V215H69ZM73 216V215H72ZM74 216H75V214H74ZM178 216V215H177ZM213 216H215L214 214H213ZM227 216V215H226ZM231 216H233V215H231ZM230 216V217H231ZM241 216H243L242 214H241ZM241 216L239 215V217L241 218ZM60 217V216H59ZM68 217V216H67ZM83 217H86V216H83ZM94 217V218H95ZM183 217H182V219H183ZM187 217H189V214H188V216ZM192 217H194V215L193 214H191L190 215V217H189V219H187L186 221H188V220H190V218H192ZM212 217V216H211ZM248 217V216H247ZM257 217H258V215H257ZM257 217H254V218H252L251 217V219H256L257 220ZM47 218H48V216H47ZM56 218V217H55ZM87 218V217H86ZM91 218V217H90ZM89 218V219H90ZM93 218V219H94ZM176 218V217H175ZM179 218V217H178ZM185 218V217H184ZM243 218H244V216H243ZM242 218V219H243ZM23 219V218H22ZM57 219H58V217H57ZM64 220L66 219V218H63ZM67 219H70V220H65L66 222L68 221V223H71L70 225H72V224H76L77 222H79L78 221V219L76 220V218L75 217H69V218H67ZM83 219V218H82ZM92 219V218H91ZM98 219V220H97ZM186 219V218H185ZM210 220L212 219V218H209ZM242 219H241V221H242ZM250 219V218H249ZM251 219H250V222H251ZM18 220H19V218H18ZM25 220V219H24ZM47 220V219H46ZM50 220V219H49ZM52 220V219H51ZM63 220V221H64ZM165 220H164V225H165ZM175 220V219H174ZM192 220V219H191ZM213 220V219H212ZM245 220V219H244ZM14 221V220H13ZM58 221V220H57ZM70 221V222H69ZM92 221V220H91ZM101 221V220H100ZM178 221V220H177ZM180 221V220H179ZM185 221V222H186ZM249 221V220H248ZM253 221V220H252ZM20 222V221H19ZM22 222H23V220H22ZM80 222H81V219H80ZM80 222H79V224H80ZM86 222H87V219H86ZM102 222V221H101ZM103 222V223H104ZM106 222V223H107ZM181 222V221H180ZM180 222L178 223V224H180ZM184 222V223H185ZM58 223H60V222H58ZM83 223V222H82ZM93 223H96V222H93ZM98 223H100V222H98ZM102 223V224H103ZM106 223H104L105 225H106ZM117 223H121V225L119 226V229L118 230H116V228H117V226H118V224ZM183 223V224H184ZM242 222H238V224H241ZM252 223V222H251ZM254 223H255V221H254ZM254 223H253V225H254ZM101 224V226L100 227H102L103 225ZM108 224V223H107ZM174 224V225H173ZM182 224V223H181ZM189 224V223H188ZM243 224H245V223H243ZM248 224V223H247ZM246 224V225H247ZM250 224V223H249ZM5 225V224H4ZM15 225V224H14ZM22 225V224H21ZM36 225V224H35ZM35 225H34V227H35ZM42 225V224H41ZM65 225V224H64ZM77 226H79L78 224H76ZM76 225L74 226V225H72V226H74V227H76ZM100 225V224H99ZM105 225L102 227V228H104L103 229V231H104V234H105V232H108L109 230L105 227ZM186 225V223L184 224V226ZM251 225V224H250ZM250 225H249V227H250ZM262 225V224H261ZM170 226H172V227H170ZM178 226H180V225H178ZM245 226V225H244ZM252 226V225H251ZM256 226V225H255ZM255 226H254V228H255ZM38 227V226H37ZM241 227V225H239V228ZM12 228V227H11ZM42 228H44V226L43 227H41V228H39V231H38V233H39V235H38V237H37V240H33L32 238H33V236H30V232L28 231V233H27V235H28V237L26 236L25 237V235L23 236V237H25V239L26 240H31L32 239V241L34 242V254L31 252V249H29L28 250V252L30 251V253H32V254H28V252H27V250L24 252V255L21 257V258H19L18 257V259H16V255H17V252H18V247L16 246L17 245V242H16V239H17V236H13V235H11V236H8V235H6V228L3 226V225H0V238L2 237L3 238V244H1L2 245V247H5V251H3V250H1L0 249V264H36L35 262L37 261H39V260H43V258H41V256L44 254L45 255V252H47V246H46V242L45 243H43L46 239H45V236L43 237V234H44V231H45V233L47 232V228L48 227H46V229H42ZM51 228V227H50ZM82 228V227H81ZM87 228V227H86ZM109 228V227H108ZM165 228H166V226H165ZM177 228V227H176ZM181 228V227H180ZM179 228V229H180ZM182 228H183V226H182ZM252 228V227H251ZM251 228L249 229V230H251ZM97 229H98V227H97ZM173 229V228H172ZM241 229H242V227H241ZM247 229V230H248ZM257 229V228H256ZM49 230V229H48ZM62 230V229H61ZM72 230V229H71ZM112 230H110V232L112 231ZM166 230V233H165V238L166 239H175V238H179L177 235H176V237H173V238H170L168 235H167V229H165ZM174 230V229H173ZM177 230V229H176ZM185 230V229H184ZM245 229H243V231H244ZM99 230H97L96 232H98ZM100 231H102V230H100ZM254 231H255V229H254ZM253 231V232H254ZM58 232V231H57ZM152 232V233H151ZM187 232V231H186ZM193 231H191V234H189L187 237H185V238H182V240H185V241H220V242H233V243H264V239H240L238 236H233V237H229V238H217L216 236L214 237H206V236H199V234H197V232L195 233H192ZM249 232H251V231H249ZM11 233V232H10ZM19 233V232H18ZM59 233H61V232H59ZM190 233V232H189ZM17 234V233H16ZM36 234V233H35ZM48 234H50L49 232H48ZM48 234H46L47 236H48ZM52 234V233H51ZM99 234H100V232H99ZM10 235V234H9ZM21 235V234H20ZM53 235L54 234H52V238H53ZM187 235V234H186ZM49 236V237H50ZM108 236V235H107ZM171 236V235H170ZM185 236V235H184ZM35 237V236H34ZM55 237V236H54ZM101 237V236H100ZM105 237V236H104ZM52 238H49V241L52 239ZM53 239H55V238H53ZM101 239H103L102 237H101ZM104 239H106V238H104ZM181 239V238H180ZM21 240V239H20ZM22 241V240H21ZM48 241V240H47ZM110 241V240H109ZM116 241V240H115ZM115 241H113V242H115ZM152 241H153V237H152ZM28 242V241H27ZM26 242V243H27ZM51 243L53 244V240H52V242H50V245H51ZM104 243H105V241H104ZM19 244V243H18ZM116 244H118V243H116ZM116 244H115V248H118L117 246H116ZM107 245V244H106ZM108 245L109 246H111L109 243H108ZM112 245H114L113 243H112ZM24 246V245H23ZM50 247V246H49ZM108 247V246H107ZM112 247V246H111ZM32 248V247H31ZM120 249V250H121ZM177 251V250H182V252L183 251H187V252H191V253H195L196 251H207V252H209V251H211V253H214V252H222L223 254V257H222V259H221V261L219 262V264H257L258 263V253L259 252H261V253H264V248H247V247H204V246H165V248H164V250H163V255H162V257H164V259L163 260H165L168 256H170L171 257V260L170 261H172L173 262V260L175 259H177L176 261H179V262H177V263H179V264H206V262L210 259V257H207V255L206 256H200V257H198L199 255H197V257L196 256H194L195 254H192V255H187V253H185L186 254V256H185V254L184 255H182V256H180V255H178L179 254V252H177V255L176 256H172L171 255V253L170 252H172V251ZM6 252V253H5ZM72 252V251H71ZM139 252V253H140ZM74 253V252H73ZM73 253H71L72 255H73ZM139 253H135V254H139ZM172 253H174V252H172ZM176 253V252H175ZM184 253V252H183ZM182 253V254H183ZM191 253H188V254H191ZM201 253V252H200ZM199 253V254H200ZM125 254H127V253H125ZM135 254H133V255H135ZM70 255V254H69ZM128 255V254H127ZM133 255H130V256H133ZM165 255V256H164ZM44 257V256H43ZM71 257V256H70ZM162 257H161V259H162ZM12 258H15L16 260H14L13 262H12ZM116 257H114L113 259H115ZM18 260V261H17ZM124 260V259H123ZM141 260V259H140ZM175 260H174V262H175ZM124 261H126V260H124ZM132 261H134V260H132ZM142 262H143V260H141ZM94 262L95 261H93V264H94ZM100 262V261H99ZM126 262H130V261H126ZM42 262H40V263H38V264H41ZM96 263H97V261H96ZM95 263V264H96ZM101 263V262H100ZM90 264H91V262H90ZM102 264V263H101ZM132 264H140L139 262H134V263H132ZM160 264H161V260H160Z\"/></svg>",
    "mask_w": 264,
    "mask_h": 264
},
{
    "label": "rangeland",
    "instance_id": "rangeland-1",
    "mask_svg": "<svg viewBox=\"0 0 264 264\" xmlns=\"http://www.w3.org/2000/svg\"><path fill=\"white\" fill-rule=\"evenodd\" d=\"M4 1V2H3ZM36 1H38V0H8V2H7V0H0V32L2 31V34H5V32H6V34H7V37H9V39H8V41H10V42H12L13 40H15L14 42V45H16V43H17V45H16V48L18 49L17 51L19 52V54H18V56L17 55H12L11 57H9L8 59L11 61H7L10 65H8V69L6 70L7 72V74H8V72H10L11 70V74L9 73L8 74V76L6 75V77H8L7 79H5V85H0V89L1 88H5V90H3L4 91V93L8 90H12V87H13V92L12 91H10V93H11V95H12V98H14V96H15V99L17 98V96H16V94L17 95H20V90L18 91V90H14V89H18L17 88V86H16V84H18L19 83V85H20V83L22 84V86H23V84H25V82L27 81L28 83H30L28 80H25V81H21V79H18L19 78V75L21 74V72L23 71H21L20 69H24V65H28L27 63L29 62L30 63V65L34 62V61H36V62H38V61H40V62H38V63H40L39 64V66L38 67H40L41 69L43 68V70H40V71H44V74L45 73H47V72H50L51 70L52 71H54L53 69H54V64L52 63L53 62V58L51 57L52 56V53H51V51H52V48L54 47H52L51 45L53 44V45H56V43L57 42H59L60 40H64V34H65V32H66V34H65V40H66V43L68 44V45H70V46H72V45H78V47H81V52L83 53V54H88V53H90V52H94V53H96V51H97V49H98V46H96V45H93L92 47H90V46H88L87 45V43L86 42H84L82 39H78V37L76 36V34H70V35H68L67 33L68 32H70V31H73L74 32V30L75 31H77V28H78V24H79V22H78V20L76 19V17H75V15L73 16L72 14H73V12H72V10L68 7L67 9H69V11H67V9H66V5L64 4V3H62V5H60L59 6V4H61V3H59V0H49V2H48V0H40V1H44V2H42V4H40V6L37 4V2ZM45 1H47V3L45 4ZM178 1V2H177ZM239 1V2H238ZM2 2V3H1ZM6 2H7V4H6ZM50 2H52V3H50ZM58 2V3H57ZM60 2H63L62 0L60 1ZM167 4H166V3ZM236 2H238V6H237V3ZM9 3V4H8ZM46 5V7H45V5ZM49 3V4H48ZM55 3V4H54ZM84 3H86L85 5H86V7H89L88 8V10H89V12H91L92 14L94 13V14H96L95 13V11L97 12V17L99 18L100 16V14H101V18H103V19H101L100 18V21H102V23H103V26H105V27H107V30L108 29H110V28H112L113 26H115L117 29H118V31L116 30V28H115V31H114V35H116V37H117V35H119V34H126V33H123L124 31H125V27L124 26H126V24L125 23H127L126 22V19H127V17L130 15L131 16V14L133 13V16H135V15H137V20L139 19V22L140 23H142L143 24V26H142V24H141V27H144L143 29L141 28V32H140V34L141 33H143V34H141L142 36H144V38L141 36V38H140V40H142L143 42H144V45L146 44V45H148L147 47H148V50H146L147 49V47H145V49H143V44H142V41H140L141 43H140V47H139V51H141L140 53H141V59H144L145 58V60H146V62L144 63V61L142 60V62H140V63H142L143 65H141V67H142V70H143V73L145 74L144 76H145V81H144V78H143V90H144V93L143 92H141L139 95H144V97L145 98H141L142 99V101H144L145 99H146V101H148L147 103L149 104V105H147L149 108H151L150 109V111H151V113H152V115L153 116H157L154 120L156 121V123H157V127L159 128V131H160V128H161V124L162 123H165L166 121V124H165V126H164V128H165V131H166V133H167V136H168V138L169 139H176V138H181V137H189V136H196V135H199V134H201L202 133V131H203V129L206 127V125H207V123L210 121V122H213V119L211 118V115L215 112V118H217V114L223 109H225V108H227V103H228V100H227V98L228 97H230L231 95H232V93H234V92H236V90H235V87H238L240 84H241V82H242V80L244 79V77L251 71V70H253L254 68H255V64L258 62V61H262L261 63L262 64H264V0H199V2H198V0H85L84 1ZM161 3V4H160ZM4 4V5H3ZM32 4V5H31ZM50 6H48V5ZM52 4V5H51ZM58 4V5H57ZM91 4V5H90ZM176 4V5H175ZM236 4V5H235ZM31 5V6H30ZM43 6V8H44V10H43V8H42V6ZM63 5H65V7L63 6ZM87 5H89V6H87ZM95 7H94V6ZM202 5V6H201ZM241 5V6H240ZM52 6H56V7H52ZM97 6V7H96ZM101 6V7H100ZM162 6V7H161ZM52 7V8H51ZM58 7V8H57ZM60 7V8H59ZM94 7V8H93ZM34 8V9H33ZM41 8V9H40ZM90 8H91V10H90ZM155 8V9H154ZM161 8V9H160ZM175 8H178V11L180 10H182V18H180L179 19V21H181L182 19V22H179V23H177V26H179V29H178V32H177V35L179 36V41L177 40L176 41V39H174L173 37H174V35L173 34H169V39H168V41L166 40L168 37H166V36H168V32H169V24L168 23H170L169 21L171 20V18L173 17L172 15L174 14V10H175ZM2 9V10H1ZM48 9V10H47ZM59 9V10H58ZM66 11H65V10ZM96 9V10H95ZM174 9V10H173ZM238 9V10H237ZM23 10V11H22ZM29 12H28V11ZM36 10V11H35ZM46 10H47V13H48V11H49V14H46ZM51 10V11H50ZM56 11V13H55V11ZM63 10V11H62ZM70 10H71V13L72 14H70L69 15V13H70ZM138 10V11H137ZM8 11V12H7ZM26 11V12H25ZM40 11L42 12H44L43 14L41 13L40 14ZM59 11V12H58ZM62 11V12H61ZM113 11H115V12H113ZM136 11L138 12L137 14H136ZM183 11H185V12H183ZM64 12H65V14H64ZM67 12V13H66ZM69 12V13H68ZM112 12H113V15H112ZM154 12V13H153ZM159 12V13H158ZM166 12V13H165ZM187 12V13H186ZM227 12V15L229 14V18H237V22H236V24L235 25H233V27L232 28H234L233 29V31H235V32H238L239 33V35H241V36H243L244 38H245V41H244V43H245V52L243 53V50H240L239 48H243V46H241V45H243L244 43H242L241 42V45H240V43H239V45H240V47H238V50L240 51L239 52V54L241 53L243 56H242V59L244 58V61L243 62H240V66H238L239 68L237 69V71H235V74H231V76L229 77L230 79H228V80H226L225 82H223V85L221 86V85H218V87L221 89V90H219L218 89V87H214V85H211V86H213V88H212V90L210 89V91H209V93L207 94V97H206V100H207V102L209 101V100H211V101H209V103L208 104H206V103H203L204 104V107L202 106L201 107V109H200V111H203V112H205V110H206V112L207 113H202V112H200L199 110L197 111L198 113H196L195 114V116L193 117L192 116V118H189V122L187 121V119L186 118H184V119H181L180 118V122H182L181 124V126H179V127H181V128H183V123H185V121H187L186 123H185V125H184V127H185V129H183L184 130V132H185V130H187L185 133L183 132V130L182 129H180V130H177V128H178V125H176V124H180V123H178V118H179V116L182 114L181 112H183L184 111V109L185 110H188L190 107H191V105H193V102L192 101H194L195 100V98L197 97V94H199L198 93V91L200 92V90H201V88L204 86V83L206 82V84L209 82V78H210V82H209V84H207V85H210V84H212V82H214V81H212L211 82V80H212V76H214V78H215V76H217L221 71L220 70H222L223 69V67L222 66H225V65H223V64H225V63H223V62H225V59H226V57H222V61L220 60V59H218L219 57H221L222 55H220V56H218V51L221 53H223V56H225V55H227V53L225 54V52L223 51L224 49H223V47H224V45H225V39H221L220 38V36H219V34H220V32H221V30H222V28H223V25H224V23H225V20H226V16H225V13ZM234 12V13H233ZM16 13V14H15ZM52 13V14H51ZM53 13H55V14H53ZM60 13V14H59ZM99 13V14H98ZM135 13V14H134ZM144 13V14H143ZM163 13V14H162ZM233 13V14H232ZM238 13H239V15H238ZM31 14H35V16H33V17H35V18H33L32 16H31ZM40 14V15H39ZM45 14H46V16H45ZM68 14V15H67ZM125 14V15H124ZM129 14V15H128ZM152 14V15H151ZM161 14V15H160ZM169 14V15H168ZM11 15V16H10ZM31 17H30V16ZM38 15V16H37ZM45 17H44V16ZM54 15H56V17L54 16ZM57 15H58V17H57ZM59 15H61V16H59ZM63 15H64V17L65 18H67V19H65L64 17H63ZM73 17H72V16ZM144 15V16H143ZM147 15V16H146ZM187 15V16H186ZM39 16H41V17H39ZM48 16V17H47ZM49 16H52V18L51 17H49ZM54 16V17H53ZM71 16L72 18L70 19L69 17ZM111 16V17H110ZM127 16V17H126ZM152 16H153V18H152ZM158 16V17H157ZM161 16H162V18H161ZM167 16V17H166ZM169 16V17H168ZM20 17H23L22 19H20ZM45 19H47V20H45ZM61 19H60V18ZM132 17V16H131ZM130 17V18H131ZM136 17V16H135ZM135 17H134V19H135ZM144 17H146V18H144ZM184 17H187V18H185L184 19ZM32 18V19H31ZM36 18H39V19H36ZM42 20H41V19ZM50 18V19H49ZM55 18H56V20L57 21H55ZM58 18V19H57ZM73 18H74V20H73ZM107 18H108V21H107ZM125 18V19H124ZM161 18V19H160ZM231 18V19H232ZM10 19V20H9ZM53 19V21H51ZM149 19H150V21H149ZM225 19V20H224ZM6 20V21H5ZM21 20V21H20ZM34 20V21H33ZM51 22H50V21ZM59 20V21H58ZM64 20H65V22H64ZM68 22H67V21ZM118 20H119V22H118ZM122 20V21H121ZM128 20H129V17H128ZM127 20V21H128ZM144 20V21H143ZM161 20V21H160ZM19 21V22H18ZM23 21V22H22ZM39 21V22H38ZM43 21H45V22H47V21H49V22H47L46 23V28H43L44 27V23H43ZM106 21H107V23H106ZM117 21V22H116ZM22 22V23H21ZM40 22H41V24H40ZM55 23V26H54V23ZM70 22V23H69ZM76 22V23H75ZM28 23V24H27ZM39 23V24H38ZM51 23V24H50ZM59 23V24H58ZM62 23V24H61ZM67 23H68V25H67ZM78 23V24H77ZM125 24V25H123V24ZM140 23H139V26H140ZM151 23H153V24H151ZM244 23V24H243ZM56 24H58V25H56ZM70 24H72V26H69ZM119 24V27L118 26H116V25H118ZM123 25V27H122V25ZM148 24H149V27H148ZM157 26H156V25ZM43 25V26H42ZM49 25V26H48ZM51 25V26H50ZM54 26V28H53V26ZM60 25H61V27H60ZM74 25H75V27H74ZM77 25V26H76ZM102 25V24H101ZM113 25V26H112ZM120 25H121V30H119V28H120ZM147 25V26H146ZM163 25V26H162ZM63 26H65L64 28H63ZM161 26V27H160ZM181 26V27H180ZM3 27V28H2ZM5 27H7V29L5 28ZM11 27V28H10ZM41 27V28H40ZM48 27V28H47ZM56 27V28H55ZM73 27V28H72ZM156 27V28H155ZM53 28V29H52ZM58 28H60V30H61V28H62V31L61 32H63L64 34L62 35V37H61V34L62 33H53V31L55 32V30L54 29H58ZM71 28V29H70ZM146 28V29H145ZM149 28H153V30L154 31H152L151 32V30L149 29ZM159 28H161V30L159 29ZM162 28H163V30H162ZM239 28V29H238ZM4 29V30H3ZM30 29V30H29ZM48 29V32L46 31ZM49 29H51V30H49ZM65 29V30H64ZM67 29H69V30H67ZM150 31H149V30ZM156 29V30H155ZM181 29V30H180ZM192 29L194 30V31H196V34H195V36L194 37H197L196 38V40H195V44L193 45V47H192V49L194 48V55L193 56H191L190 58H188V56H187V54H188V51H189V46H186V44L188 43L187 41H190V37L192 36L191 34H189V32H193L192 31ZM236 29H237V31H236ZM12 30V31H11ZM42 30H44V31H42ZM60 30L58 29V31L57 32H60ZM144 30V31H143ZM148 30V33L146 32V31ZM167 32H165V31ZM186 30V31H185ZM240 30V31H239ZM52 31V32H51ZM160 31H162V32H160ZM8 32H9V34H11V33H13V34H11V35H9L8 34ZM44 32V33H43ZM155 32V33H154ZM158 32V33H157ZM183 32V33H182ZM37 33V34H36ZM46 33H47V35H46ZM50 33V34H49ZM152 33V36L150 35ZM160 33V34H159ZM22 34V35H21ZM55 34V35H54ZM58 34V35H57ZM148 34V35H147ZM43 35V36H42ZM47 36V37H45V36ZM60 35V36H59ZM72 35H74V36H72ZM150 35V36H149ZM154 35V36H153ZM159 35V37H158V40H157V36ZM170 35H172V36H170ZM50 38H49V37ZM52 36V37H51ZM67 36V37H66ZM126 36V35H125ZM186 36V37H185ZM44 37L45 38H47V39H44ZM150 37H154V38H150ZM171 37V38H170ZM62 38V39H61ZM189 40H188V39ZM220 40H219V39ZM49 39V40H48ZM52 39V40H51ZM54 39H56L55 41H54ZM60 39V40H59ZM116 39V41H117V38H115ZM149 39V41H147V40ZM159 39H161V40H159ZM183 39H185V40H183ZM217 39V40H216ZM24 40H26V43L28 44V45H25L26 43H25V41ZM48 40V41H47ZM147 42H146V41ZM152 40V41H151ZM164 40V41H163ZM176 41V43L174 44V42L173 41ZM222 40H224V41H222ZM23 41V42H22ZM53 41V42H52ZM68 41V42H67ZM122 41V40H121ZM156 42V41H158L157 42V44L156 43H153V42ZM160 41V42H159ZM170 41V42H169ZM205 41V42H204ZM216 41V42H215ZM217 41H219V43H217ZM221 41V42H220ZM9 42V43H10ZM48 42H49V44H48ZM50 42H51V45H50ZM55 42V43H54ZM123 42V41H122ZM146 42V43H145ZM162 42V46L159 44V43H161ZM172 42V43H171ZM187 42V43H186ZM209 42V43H208ZM23 43H25V44H23ZM79 43V44H78ZM118 43V44H117ZM117 45L119 46V48L121 47V45H122V47L123 46H125V43L123 44V43H121V44H119V42L117 41ZM148 43V44H147ZM171 44V45H169V44ZM217 45H215V44ZM223 45H222V44ZM141 44H142V46H141ZM150 44H151V46H150ZM153 44H154V46H153ZM174 44V45H173ZM200 44V45H199ZM9 45V44H8ZM42 45V46H41ZM46 45H48V47L46 46ZM82 45V46H81ZM85 45V46H84ZM116 45V49L118 48V46ZM157 45H158V47H157ZM219 45V46H218ZM221 45V46H220ZM238 45V44H237ZM25 46V47H24ZM28 46V47H27ZM30 46H31V48H30ZM51 46V47H50ZM153 46V47H152ZM159 46H161V47H159ZM175 46V47H174ZM178 46V47H177ZM181 46V47H180ZM214 46V47H213ZM217 48H216V47ZM19 47L21 48V49H19ZM46 47H47V49H46ZM50 47V48H49ZM152 47V48H151ZM157 47V48H156ZM177 47V48H176ZM184 47H186V48H184ZM212 47H213V49H212ZM142 48V50H140ZM150 48V49H149ZM160 48H161V50H160ZM215 48V49H214ZM22 49H25V51L23 50V52H22ZM156 49V50H155ZM191 49V50H192ZM219 49V50H218ZM33 50H34V53H33ZM46 50V51H45ZM100 48H99V52H100ZM143 50H144V52H143ZM146 50V51H145ZM210 50H211V52H210ZM216 50H218L217 52H216ZM222 50V51H221ZM129 51H130V49H129ZM175 51H177L178 53H176ZM184 51V52H183ZM212 51H215L217 54H215V52H212ZM22 52V53H21ZM25 52V54L23 55V53ZM27 52V53H26ZM28 52H30V53H28ZM37 52V53H36ZM174 52V53H173ZM181 52V53H180ZM183 52V53H182ZM209 52H210V54H209ZM249 52V53H248ZM36 53V54H35ZM124 53H128V50H127V52L125 51ZM143 53V54H142ZM146 53L148 54V55H146ZM158 53V54H157ZM212 53V54H211ZM217 56V58L214 56V54ZM23 56H22V55ZM27 54V55H26ZM48 54V55H47ZM145 54V55H144ZM162 55V56H160V58L157 56V55ZM178 54V56L180 55V59H181V56H183L182 57V59L184 58V60L182 61V59H181V63H183V62H185V61H188V59L190 60V61H188L187 63H191V61L193 62L194 60H195V62H196V68H197V73H196V78H197V81H196V84H195V87L196 88H194V90L196 91H192L188 96H185V97H188V98H185L184 96H176L175 94H173V92H172V89H171V87L172 86H170V85H168L167 83H164V81H165V78H166V76H167V74L166 73H164L165 72V70H163L162 68H164V66L165 65H169V63H170V61L169 60H171V58L172 57H175V55H177ZM208 54V55H207ZM241 54H240V56H241ZM26 55V56H25ZM28 55H30L29 57H27ZM33 56V58H32V56ZM36 55V56H35ZM39 55V56H38ZM63 55H64V53H63ZM128 55V54H127ZM168 55H169V57H168ZM18 58H17V57ZM21 56V57H20ZM25 56V57H24ZM45 56V57H44ZM143 56H145V57H143ZM172 56V57H171ZM263 56V57H262ZM22 57H24V59L22 58ZM31 57V58H30ZM40 57H41V59H40ZM44 57V58H43ZM65 57V56H64ZM147 57V58H146ZM167 57V58H166ZM171 57V58H170ZM207 57H209V58H207ZM213 57H215V60H216V62H217V64H219V66L221 67H219L218 66V68H220V70L217 68V65H216V62H214V63H212L211 61H213L214 59H213ZM228 57V56H227ZM256 57H260V59L258 60ZM46 58V59H45ZM154 58V59H153ZM188 58V59H187ZM241 58V57H240ZM263 58V59H262ZM7 59V60H8ZM39 59V60H38ZM43 59V60H42ZM49 60V62H48V60ZM69 57H66L65 58V60H66V62L67 63H69L70 64V66H71V60L69 59ZM141 59H139L140 61H141ZM162 59V60H161ZM179 59V60H180ZM206 59V60H205ZM208 59V60H207ZM211 59V60H210ZM213 59V60H212ZM242 59H241V61H242ZM253 59L256 61H253ZM257 59V60H256ZM21 60V61H20ZM50 60H52V61H50ZM155 60V61H154ZM157 60H158V62H160L159 64L161 65H156V67H157V69H156V73H157V70L158 71H160V72H162L163 71V76H162V74H160L159 75V77L162 79V82H160L159 80V77H157V74H156V77L159 79L158 80V83L159 84H161L162 86H159V84L157 83V81H153L154 80V77L153 76H150L149 77V75H150V73H151V64H152V62L154 61L155 62V64H157L158 62H157ZM161 60V61H160ZM165 60L166 61H168L169 63H165ZM214 60V61H215ZM221 62H220V61ZM27 61V63H25ZM70 61V62H69ZM22 62H24V63H22ZM42 62H43V64H42ZM154 62H153V64H154ZM219 62V63H218ZM255 62V63H254ZM11 63H13L15 66H17V68H18V70H17V68H16V70L17 71H14L13 70V68L12 69H10L11 68V66L13 65V64H11ZM37 63V64H38ZM66 63V64H67ZM86 63V62H85ZM164 63V65H162ZM208 63V64H207ZM223 63V64H222ZM242 63V64H241ZM260 63V62H259ZM24 64V65H23ZM209 64H211L210 66H209ZM213 64H214V66L216 67L215 68V70H217L216 72L217 73H215V70L213 71L212 69H214L213 68ZM221 64V65H220ZM254 64V65H253ZM258 65V63L256 64V68H261L262 66H264V65ZM23 65V66H22ZM47 65V68H45V66ZM144 65H145V67H144ZM209 66L208 67V69H209V71H208V69H206L207 67L206 66ZM251 65H252V67H251ZM14 66V67H15ZM70 66H68V64L66 65V68H71ZM84 66H85V64H84ZM244 66V67H243ZM159 67V68H158ZM162 67V68H161ZM188 67V66H187ZM187 67H186V71H187V73H185L183 76L185 77V76H187V77H191L192 76V70H191V72H189L190 71V67L187 69ZM212 67V68H211ZM250 67V68H249ZM39 68V69H40ZM55 68H56V66H55ZM255 68V69H256ZM263 68V67H262ZM10 69V70H9ZM44 69H46V70H44ZM165 69V68H164ZM247 69H250V71L248 72L247 71ZM146 70V71H145ZM162 70V71H161ZM149 71V72H148ZM218 71H220L219 73H218ZM246 71H247V73H246ZM254 71H256V70H254ZM17 72H19V75H16V73ZM84 74H83V73ZM154 72V73H155ZM214 72V73H213ZM237 72V73H236ZM253 72V71H252ZM176 73H177V71H176ZM230 73V72H229ZM246 73V74H245ZM12 74H13V76H14V78H12ZM158 74H159V72H158ZM164 74H166V76L164 77ZM187 74H189V76L187 75ZM214 74V75H213ZM241 74V75H240ZM250 74V73H249ZM10 75V76H9ZM15 75L16 76H18V77H16L17 78V80H16V78H15ZM81 75L83 76V79H93L94 78V76L96 75V73H94L93 71H90V70H88V71H86V70H81ZM92 75H94V76H92ZM235 75V76H234ZM243 75H244V77H243ZM56 76H57V73H56ZM87 76H88V78H87ZM143 76V77H144ZM182 76V77H183ZM211 76V77H210ZM10 77V78H9ZM164 77V78H163ZM178 78H180L181 77V74L180 75H178L177 76ZM181 77V79L183 80V78ZM184 78L185 79V84H187V81H189V78ZM206 77V78H205ZM243 77V78H242ZM21 78V77H20ZM70 78V77H69ZM157 78H155V80H157ZM213 78V79H214ZM248 78V77H247ZM246 78V80H248ZM13 79L15 80V81H13ZM149 79H151V81H150V83H149ZM205 79H208L207 81L205 80ZM19 80V81H18ZM57 80V79H56ZM130 80V79H129ZM129 80H128V82L126 83V85H129L128 83H130L129 82ZM135 81H136V79H134ZM134 80H132V81H134ZM164 80V81H163ZM0 81H2V79L0 80ZM59 81V80H58ZM68 81H69V79H68ZM131 81V80H130ZM132 81H131V83H132ZM148 81V82H147ZM152 81L155 83H157L156 84V88H157V90L156 91H163L162 93H164L163 95L165 96V98L167 99L166 101H164L163 103H164V105H165V107H169L171 104H172V101H173V103L174 104H172L169 108H165L164 107V105H163V103H159L160 105V107L157 105V100H155V96H152L153 95V93H154V91L155 90H153L154 88L153 87H151L152 86ZM203 81H205L204 83H203ZM250 81V80H249ZM15 82V83H14ZM17 82V83H16ZM26 82V84H25V86L28 84ZM47 82V81H46ZM240 82V83H239ZM3 83V84H4ZM11 83H12V85H11ZM15 85H14V84ZM48 83V82H47ZM130 83V84H131ZM134 83V82H133ZM153 83V84H154ZM245 83H247V81L246 82H244V84ZM252 83V82H251ZM251 83H247V84H243V87H242V90L243 89H245V86L248 88V87H250V90H249V92L251 91V89H253V91H251L250 93H252V95L250 94V97H249V95H248V97H247V100H246V105H248V106H246L245 105V107L244 108H242L241 110H239V111H228L227 112V114H226V111H227V109H225L224 111H225V114L227 115V116H223V119L225 120V119H227V118H229V117H232V116H234V115H238V114H240V113H242L244 110H246L248 107H250V105H252V102L251 103H249L250 101H252V99H254V101H253V104L259 99V98H261L262 96H264V84H263V82H260L258 85L254 82L253 84H251ZM263 84V86H262V84ZM1 84H2V82H1ZM7 84H8V88H10V86H11V88L10 89H8L7 88ZM10 84V85H9ZM85 84V83H84ZM115 84V82H113V80L111 81V83H110V87H112L113 88V90L112 91H114V85ZM144 84H145V86H144ZM151 84V85H150ZM165 86H164V85ZM199 84V85H198ZM248 84H249V86H248ZM256 84V85H255ZM49 84H46L44 87H46V90H50L49 88H50V86H48ZM167 85V86H166ZM201 85H203V86H201ZM238 85V86H237ZM250 85H252V86H250ZM256 87H255V86ZM6 86V87H5ZM15 86H16V88H15ZM21 86V85H20ZM21 86V87H22ZM85 85H81L80 86V89L78 88L76 91H75V97H79L77 100H75L77 103H78V105L76 106V111L79 109V111L81 110V109H83L84 107H86V106H88L89 104L91 105V104H95L96 103V98H94L92 95H90L89 94V92H86V90L84 91V87ZM164 86V87H163ZM169 86H170V88H169ZM185 86H187V85H185ZM260 86V87H259ZM49 87V88H48ZM82 87V88H81ZM158 87H160V89L158 88ZM253 87V88H252ZM23 88V87H22ZM161 88H164V89H161ZM188 88H189V86H187V90H188ZM216 88V89H215ZM225 88V89H224ZM247 88L245 89L246 91H247ZM262 90H260V89ZM116 89V88H115ZM159 89V90H158ZM171 89V90H170ZM235 91H234V90ZM257 89L259 90V91H257ZM217 90V91H216ZM222 90H223V93H222ZM225 90V91H224ZM245 90H243L242 92H241V94L242 93H244V92H246ZM255 90V91H254ZM24 91H25V89H24ZM215 91V92H214ZM221 91V92H220ZM232 91V92H231ZM36 92V91H35ZM132 92V91H131ZM167 92H170V94L172 93V97H173V99H168L167 98V96H171L169 93H167ZM212 92H213V94H212ZM229 92V93H228ZM257 92V93H256ZM3 92L0 90V94H2ZM9 93V92H8ZM16 93V94H15ZM34 93V92H33ZM38 93V94H37ZM37 93H35L34 95H36L37 96V98H36V96H34V95H32V96H34V97H32L31 96V98H33V99H35V100H32L29 96H30V94H28L27 92H26V94H25V99L23 100L22 98H21V96H18V100L16 99V100H14V99H11V98H9L8 99V101L11 103V104H8V108L10 109H8L9 110V112H11V113H15L16 112V114H17V112H19V110H21L20 112L22 113V114H17V118H14V119H17L18 121H10V122H8V120H7V123H6V121L4 122V123H2L3 125L2 126H4V124L6 123V127L7 128H10L9 130H7L8 132H10V130L12 131V132H14L13 131V129L14 128H16L17 130H18V128H19V126H20V128L21 129H19V130H23V127H24V125L26 124L27 125V127L28 128H31L32 126L34 127H36L38 130H36V132L38 133V134H40L41 135V137L42 138H40L41 139V141H43L44 143H45V146H47V149L49 150V152L50 153H53L54 154V156L56 155V159L54 158V160H56L57 162H59L60 164L59 165H61V163H62V161H63V158L58 154V152L57 151H61V150H63V148H64V146H66L68 143H70L73 139H74V132L77 130V129H79L80 127H82L83 129L84 128H86L87 126L88 127H90L92 124L94 125H98V127L97 126H94V128H97V129H95V131H93V132H96V133H94L93 135H91L92 137H90V139H89V141H87L86 142V144H87V146H89V147H95V146H105V144H106V147H110L111 148V146H110V144H109V142H107L108 141V135L106 134V133H104L103 131H101V130H98V129H100L99 127H101L99 124H97V122H98V118H99V115H97V114H91V116H86L87 118H83V119H81V120H77V118L76 117H73L72 118V121L68 118V120H65V118L67 119V117H64L63 115H60L61 116V118L63 119V122L61 121L62 119H60V120H56V116H55V114H57L58 113V106H57V104H58V101H57V103H56V101H55V99H57V100H59L58 99V97L56 98L55 96V99H54V97H51V98H49L48 97V100H50V102L49 103H47L46 101L47 100H45V99H43V97H42V95L41 94H39V92H37ZM160 93V92H159ZM193 93V94H192ZM215 93V94H214ZM220 93V94H219ZM222 93V94H221ZM225 93V94H224ZM132 94V93H131ZM131 94L129 95L130 97H131ZM218 94V95H217ZM230 94V95H229ZM2 95H5V94H2ZM1 95V96H2ZM27 95H28V97H27ZM52 95V94H51ZM55 95H57V94H55ZM108 95H109V92H108ZM132 95H134V96H132V99H134V100H136L137 98H136V94H132ZM138 95V96H139ZM196 95V96H195ZM210 95H211V97H210ZM217 95V96H216ZM256 95V97H252V96H255ZM38 96L39 97H41V98H38ZM214 98H213V97ZM219 96V97H218ZM20 97V98H19ZM84 97V98H83ZM134 97V98H133ZM177 97H179V98H181V97H183V99H179V98H177ZM252 97V98H251ZM26 98H28L29 99V101H28V99L26 100ZM108 98H109V96H108ZM171 98V97H170ZM186 100H185V99ZM210 98H212V99H210ZM42 99L44 100V101H42ZM54 99V100H53ZM209 99V100H208ZM226 99V100H225ZM257 99V100H256ZM24 102L25 100V102H24V105L22 104V101ZM36 100H37V102H36ZM52 100L53 101H55V104H53V103H51L52 102ZM88 100V101H87ZM98 100V99H97ZM138 100V99H137ZM174 100H176V101H174ZM180 100V101H179ZM183 102H182V101ZM205 100V101H206ZM256 100V101H255ZM16 101V102H15ZM17 101L18 102H20L22 105H20V103H18V105H17ZM31 101V102H30ZM36 103H35V102ZM39 101H40V103H39ZM168 101L170 102L169 104H168ZM214 101V102H213ZM226 101V102H225ZM31 103V104H29V103ZM32 102H33V105H34V107L33 106H31V107H29V105H32ZM45 102V103H44ZM110 102V101H109ZM192 102V103H191ZM15 103H16V105L18 106V107H20L21 106V109L19 108H17L16 107V105H15ZM27 103V104H26ZM52 105H51V104ZM165 103H167V104H165ZM176 103V104H175ZM181 103V104H180ZM191 103V104H190ZM210 103H213V104H211V105H213V106H211L210 105ZM223 103H224V105L226 106H224L223 108H222V106H223ZM226 103V104H225ZM40 104H42V105H40ZM51 106H50V105ZM215 104V105H214ZM250 104V105H249ZM13 105V106H12ZM15 105V106H14ZM20 105V106H19ZM57 107H56V106ZM173 105L175 106V109H174V107H173ZM179 107H178V106ZM188 105H190V106H188ZM210 106V108H209V106ZM220 105H221V109H220ZM24 106H26V107H24ZM40 106H42V107H40ZM44 106V107H43ZM46 106V107H45ZM47 106H49V107H47ZM206 106H207V108H206ZM262 106V105H261ZM14 107V108H13ZM16 107V108H15ZM33 107V108H32ZM37 107V108H36ZM39 107H40V109H39ZM54 108V109H52V108ZM57 109H56V108ZM156 107V108H155ZM164 107V108H163ZM189 107V108H188ZM213 107V108H212ZM23 108H25V110H23ZM29 108H31V109H33V110H31V109H29ZM45 108H49L48 110V112H47V110L45 109ZM171 108V109H170ZM173 108V109H172ZM183 108V109H182ZM188 108V109H187ZM205 108V109H204ZM209 108V109H208ZM219 108V109H218ZM13 109V110H12ZM15 109V110H14ZM29 111H27V110ZM40 111H39V110ZM165 109H167V110H164ZM204 109V110H203ZM208 109V110H207ZM42 110V111H41ZM54 110V111H53ZM152 110H153V112L156 114H154L153 112H152ZM209 110L211 111V113L209 112ZM213 110V111H212ZM0 111H2L1 110V107H0ZM12 111H15V112H12ZM28 113H27V112ZM31 111H36V112H38V113H36V112H33V113H31ZM45 113H44V112ZM52 111V112H51ZM169 111V112H168ZM178 111V112H177ZM218 111V112H217ZM40 112H41V114H40ZM54 112V113H53ZM128 112V111H127ZM129 112L131 113V110L129 109ZM128 112V113H129ZM163 112H167V113H169V114H166L165 115V113L163 114ZM202 113V114H204V115H202V114H200V113ZM1 113V112H0ZM36 113V114H35ZM47 113V114H46ZM49 113V114H48ZM54 114V118L52 117V115ZM210 113V114H209ZM32 114V115H31ZM40 114V115H39ZM42 114L43 115H45L46 114V116L48 115V117H46V116H42ZM201 115V116H199V115ZM1 115V114H0ZM199 116V120L201 119L200 117H205L204 119H203V117H202V119L200 120V122L202 123H200V122H198L197 124H200V125H202L201 127H197V129H196V131L195 132H191V131H194L193 130V128H192V125H195V123L193 122L194 120L196 121V118H197V116ZM208 117H207V116ZM19 116V117H18ZM22 116V117H21ZM34 116V117H33ZM36 116V117H35ZM40 116H41V118H40ZM182 116V115H181ZM184 116V115H183ZM64 117V118H63ZM95 117V118H94ZM178 117V118H177ZM196 117V118H195ZM206 117H207V120H206ZM53 118V119H52ZM154 118V117H153ZM193 118H195L193 121H191V119H193ZM21 121H20V120ZM41 119H46L45 120V123H44V120H43V124H42V120ZM50 119H52L51 121H50ZM86 119V120H85ZM97 119V120H96ZM177 119V120H176ZM212 119V120H211ZM54 120V121H53ZM55 120L56 121H59V122H62V123H59V124H57L56 122H55ZM93 120H94V122H93ZM176 120V121H175ZM183 120V121H182ZM197 120H198V118H197ZM216 120V119H215ZM48 121V122H47ZM97 121V122H96ZM191 121V122H190ZM204 121H206L205 123H204ZM223 121V120H222ZM16 122V123H15ZM40 122V123H39ZM55 122V123H54ZM92 122V123H91ZM96 122V123H95ZM193 122V123H192ZM216 121H214V123H215ZM240 122V121H239ZM10 123H13L12 125H14L13 126V128H11V127H9V126H11V124ZM24 123V124H23ZM51 123V124H50ZM53 123V124H52ZM88 123V124H87ZM173 123H176L175 125H174V127H173ZM189 123V125H190V123H192V125L191 126H189V125H187ZM214 123H213V125L212 126H214ZM220 123V122H219ZM250 123H252V122H250ZM38 124H40V126L41 125H44L45 127H46V129H42V127H44V126H42L41 128H39L40 126L38 125ZM57 124V125H56ZM60 124H64V126L62 125V127L60 126ZM85 124H87V125H85ZM89 124H91L90 126H89ZM196 124V125H197ZM238 124V123H237ZM236 123H234V124H232V125H230V126H232V129L233 130H235L236 132H238L239 134V136H241V137H243L246 133H248V135L250 136L251 135V137L252 136H256L257 137V133L259 134V136L262 138V141L264 142V121H262V123H261V125H260V127H259V129H258V131H257V133L255 132V128L254 129H250V127H251V125H246V126H243L244 128H246V131H245V129H243V127L241 128V127H238V125H237ZM8 125V126H7ZM18 125V126H17ZM56 125V126H55ZM76 125V126H75ZM234 125L236 126V128L234 127ZM16 126V127H15ZM38 126V127H37ZM58 126V127H57ZM60 126V127H59ZM118 126V125H117ZM170 126H172V127H170ZM175 126H177V128L175 127ZM186 126H187V128H186ZM198 126V125H197ZM18 127V128H17ZM32 127V128H33ZM65 127H66V130H65ZM75 127V128H74ZM92 128H93V126H91ZM190 127V128H189ZM227 127V126H226ZM262 127V128H261ZM60 128V129H59ZM77 128V129H76ZM170 128V129H169ZM171 128H173V129H175V131L173 132L172 131V129ZM201 128H202V130H201ZM242 129V130H240V129ZM247 128H249V129H247ZM252 128V127H251ZM261 128V129H260ZM53 129V130H52ZM75 129V130H74ZM189 129H190V131H189ZM201 131H200V130ZM47 130V131H46ZM96 130H98L99 132H97ZM200 132H199V131ZM232 130V131H233ZM177 131V132H176ZM181 133H180V132ZM189 131V132H188ZM242 133H241V132ZM26 132V131H25ZM101 132V133H100ZM169 132V133H168ZM174 134H173V133ZM178 132H179V134H178ZM234 132V131H233ZM21 133H23L24 135H25V138H23L22 136H19V137H22L20 140H19V138H18V140L19 141H21L22 143H19V141H17L16 140V142H18L17 144L15 143V145H18V144H21V146H23L24 145V141L25 140H23V139H26V141H25V147H23V148H25V150H26V153H27V148H29V146H28V144H26L27 143V134H25L24 132H21ZM21 133L19 132V134L21 135ZM99 133V134H98ZM122 133V132H121ZM170 133H172V134H170ZM176 133H177V135H176ZM95 134L96 135H99L98 137L100 138H98L97 137V142H100L99 144H96L97 142L96 141H94L95 139H94V137H95ZM100 134H102V135H104L105 134V136H103V137H101V135ZM123 134V133H122ZM23 135V136H24ZM31 135V134H30ZM172 135V136H171ZM173 135H174V137H173ZM247 135V134H246ZM32 136H35V135H32ZM73 136V137H72ZM124 136V135H123ZM263 136V137H262ZM61 137V138H60ZM73 139H72V138ZM105 137V138H104ZM171 137V138H170ZM57 138V139H56ZM160 138V132H159V137L157 138V139H159ZM232 138V137H231ZM230 138V139H231ZM254 138V137H253ZM93 139V140H92ZM98 139H99V141H98ZM238 139V138H237ZM236 139V140H237ZM48 140V141H47ZM71 140V141H70ZM103 141V143H102V141ZM107 140V141H106ZM145 140V139H144ZM146 140L147 141H151V140H156V139H147L146 138ZM145 140V141H146ZM233 140V139H232ZM231 140V141H232ZM236 140L235 141H233V142H231V143H229L227 146H228V148H227V151L228 152H232V148H234V149H237V148H239V146H236L235 144H241L240 142H239V140H237V142H236ZM74 141V140H73ZM92 141V142H91ZM106 141V142H105ZM145 141H143V140H141L140 142H138V141H136V142H130L129 141V143H131V144H133V145H138V144H145ZM146 141V142H147ZM54 142V143H53ZM96 142V143H95ZM50 143V144H49ZM93 143V144H92ZM107 143H108V145H107ZM92 144V145H91ZM200 144V143H199ZM27 145V146H26ZM93 145H95V146H93ZM250 145H252V147H253V142L250 144ZM262 145V144H261ZM260 145V147H259V151H257L258 153H255V155H249L251 158H249V159H252V162H251V160H249L250 161V164H249V161H247L246 162V164H248L249 166L248 167H246L245 165H237L236 167H238V168H234V166H230V167H228V168H230V169H228L227 168V166L225 167V165L226 164H224V165H221V164H223V163H217L214 167V169H213V167H210L211 169H212V171L211 170H208V169H210L209 167H207L206 166V164H204L205 166L204 167H206V168H204V172H203V168L201 169V167H199L198 166V170H195V169H197L196 167L197 166H195V171L193 172V169H191V167L193 166L194 167V165H190V164H192L191 162L190 163H188L186 166H188L187 167V169L185 168V166H184V169H182L181 168V171H184V170H186V174L184 173V172H182V174L184 173L185 174V176H183L182 174H181V176H179V178H177L176 180H177V182H175L172 186H169V188H166V186H165V188H164V196H163V200H164V207H165V209H164V219H163V221L165 220V218H166V212H169V208H171V210L172 209H176V210H174V212L172 211V218H173V220H172V222L174 223H177V224H175V226L174 227H172V226H170V227H172L171 229L169 228V226L167 227V221L165 220V225L164 226H166V228L165 229H167V235L170 237V238H173V237H176V235L179 237V238H185V237H187L189 234H191V231H193L192 233H196L197 232V234H199V236H206V237H217V238H229V237H233V236H238L240 239H264V219H263V222L261 223V222H259L260 220H258V219H260L261 218V215H259V214H256V213H253V212H251V211H249V210H247V211H244V210H246V205L245 204H233L232 206L233 207H229L228 209H227V207L225 208V206H224V202L223 203H221L220 204V202L218 201V200H220V198H221V196H222V194H223V192L221 191L222 190V188L224 187V188H227L226 186L228 185V182H229V180H227V178L228 179H230L232 176H234V175H236V174H238V173H240V172H247L248 174L250 173V176H251V179L253 180L255 177H258V179L257 178H255L254 180L255 181H257L256 183H259L258 181H259V177L261 176V174H262V176H264L263 175V173H264V167H263V165H264V163L262 164L261 162L263 161L264 162V160H262V157H263V159H264V156H262L263 154H264V150H262V147H264V146H261ZM264 145V144H263ZM191 146V147H190ZM196 148H195V147ZM202 146V145H201ZM209 147H212V149L211 148H208L209 150H207V152H209L210 150L212 151L213 150V146L212 145H208ZM207 146V147H208ZM27 147V148H26ZM62 147V148H61ZM108 147V148H109ZM187 148L188 150H189V148L191 149V152H193V153H191L190 151H188L187 149V152L186 151H184L185 153H187L186 155L188 156V154L190 155L189 157L191 158V154H196L197 152H199V150H198V144H197V146H196V144H194V145H184V146H181V147H179V148H181V149H184V148ZM237 147V148H236ZM52 148H54V150L52 149ZM109 148V149H110ZM193 148V149H192ZM199 148H202V147H199ZM260 148H261V150L262 151H260ZM205 149H206V147H205ZM44 150V149H43ZM43 150H40L41 152H42V154H44L45 153V150L43 151ZM57 150V151H56ZM185 150V149H184ZM193 150V151H192ZM202 150V149H201ZM194 151H196V153L194 152ZM205 151V150H204ZM210 151V152H211ZM40 152V153H41ZM44 152V153H43ZM155 152V151H154ZM154 152H150V153H153L154 154ZM157 152H159L160 154H161V156H160V154H159V156L161 157V160H162V152L161 151H156V153ZM213 152V151H212ZM262 154H261V153ZM39 153V154H40ZM61 153H63V152H61ZM184 153V154H185ZM28 156H29V151H28ZM158 154V153H157ZM249 154V153H248ZM257 154V155H256ZM154 155H156V154H154ZM260 155H261V159L260 160H262L260 163V165L263 167H258V158L260 157ZM259 156V157H258ZM157 158H158V156H156ZM160 157L158 158V160H160ZM253 157V158H252ZM192 158H194V156L192 157ZM258 159V160H257ZM30 160V162H33V161H31L32 159L31 158H28L27 159V161H29ZM52 160V159H51ZM54 160H52L51 161V163L52 162H54ZM157 160V164L156 165H158V167H159V165H160V161H158ZM259 160V161H260ZM222 162H224V161H222ZM25 163V162H24ZM159 163V164H158ZM155 164V163H154ZM252 164H254L255 166H256V171H254L253 169L255 168V166L254 165H252ZM156 165H154V166H156ZM220 165L222 166V167H220ZM259 165V166H260ZM241 166V167H240ZM251 166H252V168H251ZM254 166V167H253ZM42 167V171H40V170H38V169H40ZM203 167V166H202ZM246 167V168H245ZM44 168V166H34V168L31 170V172L29 173V177H28V179H27V181H29V182H27L26 181V183H27V185H26V189L24 190L25 191V193L27 194H25L24 195V198H25V196H26V198H27V196H28V200L25 198V199H23L22 200V198L19 200V203H17V202H15L17 205H19L20 204V206H21V209H20V212H21V218L20 217H18L19 218V220H18V218L16 217V218H12L11 219V217L10 218H6V215H5V210H6V207H5V203H8V201H9V199H10V197H8L7 196V194H11L10 193V187L9 188H5V189H3V190H1V191H4V193L2 194L1 192H0V195H1V198H0V201L2 202V203H0V225H3L5 228H6V235H8V236H11V235H13V236H17V239H16V242H17V247H18V252H17V255H16V259H18V257L19 258H21L23 255H24V252L27 250V252H28V250L29 249H31V252L34 254V242L32 241V239L35 241V240H37V237H38V235H39V233H38V231H39V228H41V227H43L44 226V228H42V229H46V227H48L47 228V232L45 233V231H44V234H43V237L45 236V241L43 242V243H45L46 242V246H47V252H45V255L43 254L42 256H41V258H43V260H39L38 262L36 261L35 263L36 264H38V263H40V262H42L41 264H90V262H91V264H93V261H95L94 262V264L96 263V261H97V263L96 264H132V263H134V262H139L140 264H143V262L141 261V260H134V261H130V262H126V261H124L123 259H122V257H118L117 256V254H120V253H127L128 255H133V254H135V253H139L140 251H137V252H127V251H125V250H123V248L121 249V247L119 248V246H123L121 243H120V241H119V239L117 238V236L114 234V232H113V230L110 228L111 227V224L109 223V222H104L103 221V218L101 219V218H99V215H98V218H99V220L98 221H95L96 220V218H97V216L95 217V215L92 217L91 215L90 216H87V215H89V214H87V213H85V215H83V212H82V209H80V208H78V207H74V206H72V205H70V203H66L67 205H69V208L68 209H70L71 208V206H72V209H70L69 211H68V213H69V215L67 214L66 215V217H63V216H65V215H56V214H54L53 212H52V210L50 209V202L49 201H52V202H55V200L57 201V199L56 198H58V197H60L59 195H61V200L63 199L62 198V194L63 193H61L60 191H58V189H55L56 188V183H57V181H55V179L54 178H52L53 176H52V173L54 172L52 169H51V173H49L48 171H45V168ZM152 168H154V171L153 172H155L157 169L155 168V167H152ZM218 168V169H217ZM248 168V169H247ZM261 168V170H262V172H261V170H259V169ZM10 169H12V168H10ZM188 169H190V170H188ZM232 169V170H231ZM244 169V170H243ZM44 170V171H43ZM152 169L150 168V171H151ZM187 170H188V173H187ZM207 170V171H206ZM247 170V171H246ZM11 171V170H10ZM50 171V170H49ZM190 171H192L193 173V175L192 174H190L191 172ZM34 172V173H33ZM41 172V173H40ZM45 172H47V174L45 173ZM152 172V171H151ZM157 172V171H156ZM235 172V173H234ZM255 172V173H254ZM42 174V175H41ZM156 174V173H155ZM13 174L12 173H10V176H12ZM44 175H46V176H48V177H45ZM1 176V179H2V175H0ZM9 175L7 176V177H10ZM36 176V177H35ZM230 177V178H229ZM254 177V178H253ZM10 178H12V177H10ZM27 178V177H26ZM47 178V179H46ZM262 178V177H261ZM1 179H0V183H1ZM30 179H31V181H30ZM33 179V180H32ZM179 179V180H178ZM3 180V179H2ZM37 180V181H36ZM35 181V182H34ZM226 181H228V182H226ZM36 184V185H34V183ZM29 183V184H28ZM40 183V184H39ZM220 183V184H219ZM51 184V185H50ZM218 184H219V186H220V188L221 189H217V188H219L218 187ZM31 187H30V186ZM41 185H42V187H41ZM215 186V187H214ZM217 186V187H216ZM29 188V189H28ZM39 190H38V189ZM58 188V187H57ZM215 189H216V191H215ZM29 190H30V192H29ZM56 190V191H55ZM196 190H198V191H196ZM204 190V192H202V191ZM211 190V191H210ZM208 193H207V192ZM212 191H214L212 194H211V192ZM217 191H218V193H217ZM58 192L59 193V195H58V193L56 194V193ZM192 192H194V193H192ZM196 192H198V193H196ZM208 194H206V193ZM220 192H222V193H220ZM39 193V194H38ZM61 193V194H60ZM187 193H188V195H193V194H197V195H193L192 197L193 198H190V197H187ZM191 193V194H190ZM32 194V195H31ZM34 194H36V195H34ZM136 194V193H135ZM204 194V195H203ZM205 194H206V196H205ZM212 196H211V195ZM216 194H218L217 196H216ZM233 194V193H232ZM31 195V196H30ZM58 195V196H57ZM209 195L211 196V197H209ZM216 196V198H213V197H215ZM219 195H221V196H219ZM227 196V193H224V196ZM197 196H199V197H197ZM205 198V199H203V197ZM208 196V197H207ZM224 196H223V198H224ZM226 196H225V198H226ZM230 196V195H229ZM232 196H234V194L232 195ZM22 197H23V195H22ZM36 197H39L41 200V202H40V204H42V203H44V204H42V207L41 208H44V209H42L40 212H41V214H40V216L38 217V218H36V221H35V224H33L32 226H30V228H28L29 230H27L26 231V233H25V230H23L24 229V224L26 225V219H28L29 217H32V212H31V210H32V206L33 205H36V203H34V202H36ZM64 197V196H63ZM184 197H187V198H185L184 199ZM197 197V198H196ZM201 197V198H200ZM7 198V201H5L4 199H6ZM34 198V199H33ZM42 198L43 199H45V201H43L42 200ZM188 198H190V199H188ZM201 199V200H197V199ZM212 198V200L210 201V199ZM65 199V198H64ZM62 200L63 201V203H64V201L65 200ZM196 199V200H195ZM21 200H22V202H21ZM187 200V201H186ZM204 200V201H203ZM208 200H209V202L210 203H208ZM215 200V201H214ZM33 201V202H32ZM46 201H48L49 202V204L46 202ZM190 201H194V204H190L191 202ZM196 201V202H195ZM197 201H200L199 202V205H198V202ZM201 201H202V204L203 205H200V203H201ZM207 201V202H206ZM217 201V202H216ZM45 202L47 203V205H45ZM66 202V201H65ZM176 202H178V203H176ZM180 202V203H179ZM25 203V204H24ZM142 203V202H141ZM181 203H183L182 205H181ZM187 203V206L189 205V206H193L192 208L190 207L189 208V206H188V210H187V208H185V207H187V206H185V204ZM193 203V202H192ZM208 203V204H207ZM214 203V206L213 205H211V204H213ZM217 203V204H216ZM27 204H29V205H27ZM37 204H38V202H37ZM65 203H64V205H66ZM176 204H180L181 206H183V207H181L180 205L178 206V205H176ZM207 204V205H206ZM2 205V206H1ZM22 205L24 206V207H22ZM66 205V206H67ZM217 205V206H216ZM219 205V206H218ZM222 207H221V206ZM236 205V206H235ZM238 205V206H237ZM4 206V207H3ZM29 206V207H28ZM45 206H46V208H45ZM171 206V207H170ZM174 206H178L177 208L176 207H174ZM196 206H198V207H196ZM205 206H207V207H205ZM209 206H211L210 208H212V209H215V210H218L217 211V213L215 212L214 213V210L212 211V209L210 210V208L208 209V207ZM213 206V207H212ZM32 207V208H31ZM68 207V206H67ZM74 207V208H73ZM173 207V208H172ZM195 207V208H194ZM205 207V208H204ZM218 207H219V209H218ZM236 207V208H235ZM243 207V208H242ZM25 208V209H24ZM78 208V209H77ZM179 208V209H178ZM185 208V209H184ZM2 209V210H1ZM75 209V210H74ZM177 209L180 211H177ZM180 209H184L185 210V212H184V214L183 213H181V212H183L182 210H180ZM192 210V213H191V211L190 210ZM202 209V210H201ZM207 209V210H206ZM222 209V210H221ZM232 209H234V210H232ZM236 209V210H235ZM43 210H45V211H43ZM77 210L79 211L80 210V212L82 213H80V212H77ZM193 210H195L194 212H193ZM209 210H210V213H209ZM231 210V211H230ZM26 213H25V212ZM72 211V212H71ZM76 211V212H75ZM166 211V212H165ZM175 211H177L178 212V216L176 215V213L177 212H175ZM187 211H190L189 213L187 212ZM222 211H226V212H230V213H225V214H220V213H223ZM233 211H234V213L236 212V214H234L233 213ZM239 211V212H238ZM242 212V213H241ZM248 212H250L249 214H248ZM4 213V214H3ZM71 213V214H70ZM112 213V212H111ZM110 213V214H111ZM174 213V214H173ZM189 214V217H190V215L191 214H193L194 215V217H192V218H190V220H188V221H186L187 219H189V217H187L188 216V214ZM207 213H209L210 214V217H208L209 216V214H207ZM215 215V216H213V214ZM240 213V214H239ZM251 213H253L252 214V216H250L249 217V215H251ZM74 214H75V216H74ZM184 215V217L186 218H184L182 215ZM187 214V215H186ZM196 214V215H195ZM220 214V215H219ZM229 214H230V216L231 215H233V216H229ZM241 214L244 216V218H243V216H241ZM54 215V216H53ZM73 215V216H72ZM86 216V217H83V216ZM174 215H176V216H174ZM208 215V216H207ZM227 215V216H226ZM239 215L241 216V218L239 217ZM257 215H258V217H257ZM47 216H48V218H47ZM60 216V217H59ZM61 216H62V219H61ZM68 216V217H67ZM212 216V217H211ZM248 216V217H247ZM56 217V218H55ZM57 217H58V219H57ZM69 217H75L76 218V220L78 219V221L80 222V219H81V222H80V224H79V222H77L76 224H78L79 226H77L76 224H72V225H76V227H74V226H72V225H70L71 223H68V221L66 222L65 220H70V219H67V218H69ZM92 219H91V218ZM95 217V218H94ZM176 217V218H175ZM179 217V218H178ZM182 217H183V219H182ZM251 217L252 218H254V217H257V220L256 219H251ZM23 218V219H22ZM63 218H66L65 220L63 219ZM83 218V219H82ZM90 218V219H89ZM94 218V219H93ZM209 218H212L211 220L209 219ZM243 218V219H242ZM251 219V222H250V219ZM25 219V220H24ZM47 219V220H46ZM50 219V220H49ZM52 219V220H51ZM86 219H87V222H86ZM175 219V220H174ZM192 219V220H191ZM241 219H242V221H241ZM245 219V220H244ZM14 220V221H13ZM22 220H23V222H22ZM58 220V221H57ZM64 220V221H63ZM92 220V221H91ZM102 222H101V221ZM178 220V221H177ZM181 222H180V221ZM249 220V221H248ZM253 220V221H252ZM20 221V222H19ZM71 221V220H70ZM69 221V222H70ZM186 221V222H185ZM254 221H255V223H254ZM58 222H60V223H58ZM83 222V223H82ZM93 222H96V223H93ZM98 222H100V223H98ZM106 223V225L104 224V223ZM180 222V224H178ZM186 223V225L184 226V224ZM238 222H242L241 224H238ZM103 223V224H102ZM182 223V224H181ZM184 223V224H183ZM189 223V224H188ZM243 223H245V224H243ZM248 223V224H247ZM252 225H250V224ZM253 223H254V225H253ZM5 224V225H4ZM15 224V225H14ZM22 224V225H21ZM42 224V225H41ZM65 224V225H64ZM100 224V225H99ZM101 224L104 226L105 225V227L109 230L108 232H105V234H104V231H103V229L104 228H102V227H100L101 226ZM118 224V226H117V228H116V230H118L119 229V226L121 225V223L119 224V223H117ZM173 224V225H174ZM247 224V225H246ZM262 224V225H261ZM34 225H35V227H34ZM178 225H180V226H178ZM239 225H241V227H242V229H241V227L239 228ZM245 225V226H244ZM249 225H250V227H249ZM256 225V226H255ZM38 226V227H37ZM182 226H183V228H182ZM254 226H255V228H254ZM12 227V228H11ZM51 227V228H50ZM82 227V228H81ZM87 227V228H86ZM97 227H98V229H97ZM109 227V228H108ZM177 227V228H176ZM181 227V228H180ZM252 227V228H251ZM180 228V229H179ZM251 228V230H249V229ZM257 228V229H256ZM49 229V230H48ZM62 229V230H61ZM72 229V230H71ZM177 229V230H176ZM185 229V230H184ZM243 229H245L244 231H243ZM248 229V230H247ZM254 229H255V231H254ZM97 230H99L98 232H96ZM100 230H102V231H100ZM110 230H112L111 232H110ZM28 231L30 232L29 234H30V236H33V238L31 239V240H26L25 239V237L27 236L28 237V235H27V233H28ZM58 231V232H57ZM151 231H152V229H151ZM187 231V232H186ZM249 231H251V232H249ZM254 231V232H253ZM11 232V233H10ZM19 232V233H18ZM48 232L50 233V234H48ZM59 232H61V233H59ZM99 232H100V234H99ZM190 232V233H189ZM17 233V234H16ZM36 233V234H35ZM54 234L53 235V238H55V239H53L51 236H52V234ZM152 233V232H151ZM10 234V235H9ZM21 234V235H20ZM26 234V235H25ZM46 234H48V236L46 235ZM187 234V235H186ZM25 235V237H23ZM51 235V236H50ZM108 235V236H107ZM171 235V236H170ZM185 235V236H184ZM35 236V237H34ZM50 236V237H49ZM55 236V237H54ZM103 238V239H101V237ZM105 236V237H104ZM152 237H153V235H151V242H152ZM49 238H52L50 241H49ZM104 238H106V239H104ZM22 241H21V240ZM3 238L1 237L0 238V249L1 250H3V251H5V247H2V245L1 244H3ZM48 240V241H47ZM52 240H53V244L51 243V245H50V242H52ZM110 240V241H109ZM116 240V241H115ZM28 241V242H27ZM104 241H105V243H104ZM113 241H115V242H113ZM27 242V243H26ZM19 243V244H18ZM108 243L112 246H109L108 245ZM112 243L114 244V245H112ZM116 243H118V244H116ZM107 244V245H106ZM115 244H116V246L117 245H119V246H117L118 248H115ZM24 245V246H23ZM50 246V247H49ZM108 246V247H107ZM32 247V248H31ZM102 249H104V250H106V251H108L109 253H111L112 255H114V256H117L115 259H113V258H110L109 256H107V254H105L104 252H103V250ZM121 249V250H120ZM25 250V251H24ZM72 251V252H71ZM74 252V253H73ZM172 252H174V253H172ZM172 252H170L171 253V255L172 256H176L177 255V252H179V254L178 255H180V256H182V255H184L185 253H187V255H192V254H195L194 256H196L197 257V255H199L198 257H200V256H206L207 255V257H210V259L206 262V264H219V262L221 261V259H222V257H223V253L222 252H214V253H211V251H209V252H205V251H196L195 253H191V252H187V251H183L182 252V250H175V251H172ZM176 252V253H175ZM201 252V253H200ZM6 253V252H5ZM32 253H30V251L28 252V254H32ZM71 253H73V255L71 254ZM183 253V254H182ZM188 253H191V254H188ZM200 253V254H199ZM208 253V254H207ZM70 254V255H69ZM139 254H142L141 252L139 253ZM143 255H145V254H143ZM177 255V256H178ZM44 256V257H43ZM71 256V257H70ZM165 256V255H164ZM185 256H186V254H185ZM15 258H12V262L14 261V260H16ZM164 259V257H162V259H161V264H179V263H177V262H179V261H176L175 259V262H174V260H173V262L172 261H170L171 260V257L170 256H168L165 260H163ZM19 260V259H18ZM17 260V261H18ZM101 263H100V262ZM257 264H264V253H261V252H259L258 253V263Z\"/></svg>",
    "mask_w": 264,
    "mask_h": 264
},
{
    "label": "water",
    "instance_id": "water-1",
    "mask_svg": "<svg viewBox=\"0 0 264 264\" xmlns=\"http://www.w3.org/2000/svg\"><path fill=\"white\" fill-rule=\"evenodd\" d=\"M82 16V18L98 33L101 37L103 53H102V65L99 79V100L101 105L102 116L107 124L111 137L114 139L117 146L125 152L131 154H141L153 150L162 151V160L153 179L150 190L149 210L151 214V223L153 230L152 247L148 257L142 254H135L133 256L125 253L117 254L118 257L126 261L143 260V264H160L161 257L165 246H204V247H247V248H264V243H233V242H220V241H185L180 238L166 239L165 238V226L163 221V188L170 171L173 167L174 152L179 146L196 144L203 142L212 137L217 131L221 130L225 126L240 121L259 108L264 103V96L255 102L251 107L241 114L229 117L224 121L218 123L209 131L204 130L201 134L191 137H183L177 139H167L164 135L161 139L156 141H149L145 144L134 146L127 143L121 133L119 132L109 103L107 95V79L109 74L110 58H111V46L106 29L99 25L95 19L85 10V8L77 0H67ZM213 118V117H212ZM167 122V121H166ZM163 124H161L162 127ZM163 134V133H162ZM107 256L114 258L117 256L112 255L108 251L102 249ZM210 253V252H209ZM208 254V253H207Z\"/></svg>",
    "mask_w": 264,
    "mask_h": 264
}]
</instances>
